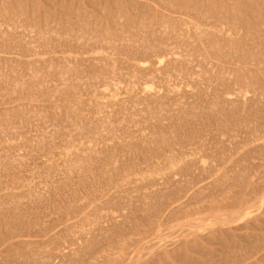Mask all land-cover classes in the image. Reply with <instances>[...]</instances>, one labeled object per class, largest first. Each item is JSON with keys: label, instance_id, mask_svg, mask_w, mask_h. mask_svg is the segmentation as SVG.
Instances as JSON below:
<instances>
[{"label": "rangeland", "instance_id": "rangeland-1", "mask_svg": "<svg viewBox=\"0 0 264 264\" xmlns=\"http://www.w3.org/2000/svg\"><path fill=\"white\" fill-rule=\"evenodd\" d=\"M14 1V0H13ZM13 1L12 0H6L5 2H4V0H1V2H4V3H6V4H4V5H6L7 6V8L9 7L11 10H12V12H11V10H7V12H6V15L7 14H10V15H8V16H4V11H6L5 10V8H6V6H5V8H4V5H1L2 3L0 2V24H3L5 27L6 26H8V27H6V28H4L3 27V25L0 27V28H3V30H2V33L0 32V46L2 45L3 46V49H2V46L0 47L1 48V50L2 51H0V202L2 203V204H0V218H2L3 216H5L6 215V210H7V208L8 207H11L12 206V204L13 203H11V202H14V201H9V203H7L8 202V200H10L11 198L12 199H14L15 200V202H16V200H17V202L16 203H19V211L22 213V215L24 216V223H22V225L20 224V225H18V223H16V224H14V227L15 228H19V227H21L20 228V230L21 229H26L27 230V232H30V233H33V231L36 229L35 227H38V226H40L41 227V224L40 223H42L43 222V224H42V228H44V227H47V226H49V225H51V223H56V222H54V221H58V220H60L61 218L60 217H62V219H63V217H66L67 215H71L72 216V219L71 220H69L66 224H68V228L67 229H69V230H66L65 229V235H64V232H62L63 233V236H61L62 235V233H60L61 235L59 236V235H56L57 237H55L54 238V240L52 241V242H54V243H56V240H57V243L56 244H54L53 245V243L51 242V241H49L48 242V244H47V239L49 240V238H46V237H35V236H24V237H21V238H19L21 241H27V242H34L30 247H31V250L27 247V246H25L24 248H22V251L19 253V255L20 256H18L17 255V253H15V255H14V258L15 259H17V260H15L14 258H13V256L11 255V257H9V258H11L10 260H9V258L8 259H6V258H3V260H2V258H1V260H0V264H33L34 262H37V261H34V259H33V257H34V255H35V252H36V255H35V260H38V262H40L39 261V259H41L42 260V258H39V257H42V256H40L38 253L40 252H42L43 251V253H41V255H44L45 256V258L43 259V260H45L46 259V256L48 255V253H54V252H56V248L59 246V245H61V244H58V243H63L64 241L66 242V245H68V243H69V245L70 244H72V242L70 243V240L69 239H71V241L73 240V238H74V241H73V243H77V244H75L74 246H73V244H72V246L71 247H78L79 248V250H80V247H81V244H82V247H81V252L78 250V255H80L79 257L77 256V255H75V250H72L73 252H74V255H68V257L66 258L65 257V259L64 260H61V261H58V262H56V260L55 261H52L51 263L52 264H82V262H83V264H84V262H85V264H87L86 263V261H83L84 260V258L87 260L88 258H90V257H92L93 258V256L92 255H90L91 253L94 255V256H96V258L94 257V259H96V260H94V259H92V258H90L91 259V261L93 262V263H95L97 260L99 261V260H101V261H99V264H103L104 262H103V260H105L107 257V254L105 255V253H108V251L106 250V249H104V248H101V247H105L104 245H105V242L107 241V246H110V243H111V241L113 240V239H111L112 237L113 238H115V240L116 241H119V240H121L120 241V243L122 242V240H124L125 242H122L125 246H126V244L127 243H130V241L131 240H134L133 238H137V240H140L138 243L136 242V245L134 244L135 242L134 241H131V243L132 242H134V243H132V246L133 245H135V246H131L132 247V249H127L128 250V256H133V259L130 261V260H126L124 263H120V264H131L133 261H135V262H133L132 264H144V258H148L149 257V255H151V254H153L154 253V255H157L160 251L159 250H161V248H162V246H163V249L161 250L162 252H163V250H164V253L166 254V256H163V254L164 253H159V255H157V256H155V258H154V256H153V259H155V260H153V262H154V264H183V263H181V262H178V261H175L174 260V258H172L171 257V259H169V257L167 256V255H170V256H172L171 254H169V252L167 251V249H166V247L168 246V244L170 243V244H172L173 242H175V244H176V242L177 241H186L185 243H183L184 244V247H183V244L182 245H179L178 243H181V242H177V244L179 245V251L180 250H182V248H183V250L182 251H186L192 258H194L195 260H197V261H200V263L201 262H204V261H206V260H208V259H210V257H212V259L213 258H215V256L217 255V257L215 258L216 260H214L212 263H210V264H223V262H224V264H233L234 263V260L236 259L237 261H238V258L239 259H241V257L242 258H245V259H248V258H252V257H256V256H258V254H260V251H261V253L263 252V250H264V247L263 248H259L258 246H255V248L253 247H251V249H252V251L250 252V250H249V248H248V245L250 244V243H248V242H246V241H244V240H242V241H240L239 240V236H244V235H251V233H254V232H257L256 230L254 231L252 228H251V226L253 225V224H261V222H262V225H263V223H264V221H263V210H264V205H263V207H258V211L256 210L255 212H254V215H256V217L257 218H259V219H254V220H252L251 222L250 221H245V220H242V221H240V222H235L234 224H230V225H225V227H224V225H223V227L224 228H228V227H231L232 229H235L236 230V228H237V230L234 232V230H232L231 231V233H232V235L233 236H236L235 237V239H233V241L232 240H225V239H223V236H221V237H219V236H214V235H210V236H206L205 237V239L203 240V238L202 237H199V239L200 238H202L201 240H199L198 238L196 239V238H192L191 236V238L189 237V239L188 238H186V239H183V238H179L178 239V237H176V234L177 233H179L180 231H181V229L182 228H189V223H191L196 217H199L198 216V212H197V209H198V207H194V209L192 210V211H184V213H180V216H177V217H174V219L172 218V219H170L169 220V222H167V223H163V224H152L151 226H149V221H148V219H150V218H152L153 216H155L157 213H158V208H160V207H164L165 205H167V202L169 201V200H171V199H176V195H178V197H180V195H181V192H182V194H184V193H186V191H187V182H188V180H189V178H188V176L190 177L191 175H188V173L189 172H185V173H183V175H180V177H179V175H178V173H177V169H178V171H179V169H181V168H183V165H182V167L180 168V166H181V164H179L180 166H176V164H175V166H174V164H173V167H172V165H170L169 164V166H171V167H169L167 164L168 163H165V165H161V170L159 171V172H153V169L155 168V166L157 167V165L158 164H160L161 162H162V159H155V158H150V156L151 155H153V154H151L152 152L154 153V149H155V151H156V149H157V151L159 150L158 149V146L160 145V140H161V137H162V141L161 142H163L160 146H159V148H160V150L162 149V147H166V146H173V145H171L172 143H173V140L175 139V141L176 142H174V143H176V144H174V146L175 147H179V146H177V145H179V142H180V139H182V138H186V137H188L189 135H191V137H190V139H192L191 140V142L192 143H195V145L196 146H194V147H197V145H198V147L197 148H195L196 149V152H197V150H198V152H200V153H198L197 152V156L198 157H200L199 156V154H201V152H203L202 150H204V152L207 150L206 148H208V153H211L212 152V150L211 149H209V147L211 148H214L213 149V151L215 150L216 151V147H217V152H212V153H214L218 158H219V161L217 160V162H218V164H217V162H216V164H215V160H214V162H211V158H212V160H213V158L215 157L216 159H217V157L215 156V155H213V154H210V156L211 155H213V156H211V158H209L210 156H209V154H208V158L210 159V160H207L206 158V154L207 153H202L203 155H201V156H204L205 155V157L203 158V157H200V163L199 164H202V165H200V167H202V168H205L207 171H208V169L209 168H211V166H213V174H214V176H216L215 174H219V175H221L222 173H224V172H226V170L225 169H227V167L229 168V170H227V172L226 173H228V171H229V173L231 172V173H237L238 172V169H239V173L241 172V173H245L246 172V174H248L247 176H249V175H251L252 177H256L257 175V172H258V170H259V164H260V162H262V166L264 167V161L262 160V159H264V158H261V155H264V151L263 150H261V149H263V148H259V146H261V144H262V142L261 141H263L264 140V105H262L261 103H264V98H263V96H262V94H264V88H262L263 86L262 85H264V83L263 84H261V85H254V84H249V80L250 81H253V79H255L257 76L255 75V73H257V75H258V78H262V79H264V74L261 72V70H260V67H259V65L260 66H263L264 65V60H263V58H264V51H263V56L261 57L262 59H260L261 61H262V63H261V61H260V63L262 64H259V63H255L254 65L253 64H251L250 65V62H248V61H246V60H244V57H246L245 55H244V57L243 58H238V56L239 57H242L243 55L242 54H235L234 56H233V58L236 56V55H238V56H236L234 59L235 60H233V62L231 63V62H229L228 60H229V57H230V59L232 58V56H229L227 53L229 52V51H231L232 49L231 48H234V47H237V48H240L241 47V49L244 47L245 48V46H246V48H250L251 46H249V44L251 45L252 43V48H253V45L256 43V42H260V40H263L264 41V34H262V37H260V35H261V33L259 34V32H258V37L257 38H255V40H252L253 39V32L254 31H256V29L258 28V29H260V28H262V30L264 29V22H261L258 26H257V22H255L254 21V19L256 20V14H254L252 11H251V9H250V6L248 5V0H239V2L240 3H237L238 2V0H233V2H231L232 0H190V1H192L191 2V4H190V1H186V0H174V1H171V0H167L168 1V3L170 4L171 3V5H170V7H168V9L170 8L171 10L173 9V8H171L173 5L176 7V5H177V10L178 9H180V10H176L175 11V13H173V11L174 10H172V12H170V11H168V9L167 8H165L166 7V4H167V6L169 5L168 3H165L163 0L162 1H160V4L162 3V5H160L159 4V1L158 2H156V0H134V2H133V0H127V2H129V3H131V5L129 4V3H127L126 2V0H121L122 1V4H123V1L126 3V5L125 4H120L121 2H119V1H117V0H35V1H31V0H25L24 1V3H23V0H22V2H20V0H18V5L19 4H21V6H22V10L23 11H25V12H23V11H21L23 14H25V15H21V14H19V13H21V12H19V13H17V10H21V9H18V8H20L21 6L19 5H16L17 4V2H15V3H13ZM59 1H61V3H59ZM87 1H92V2H87ZM104 1V2H103ZM116 1V3L118 2L119 3V5H122V7L124 8V10H125V8H126V10H128L127 12L128 13H124L125 11H123L122 9V7H121V9H120V7H118V6H116V3H114ZM181 3H180V2ZM185 1H186V3L188 4L187 6H186V3H185ZM227 1V2H226ZM252 1H254L255 2V0H252ZM263 2L264 0H260V2ZM8 2V3H7ZM34 2V3H33ZM56 2V3H55ZM62 2L64 3L63 5H61L62 4ZM69 2V3H68ZM106 2H107V6H106ZM108 2H110V4L108 3ZM135 2H137V4L135 5L134 3ZM173 2V3H172ZM176 2L178 3L179 2V4H182V2H183V4L182 5H179V4H176ZM29 5H28V4ZM48 3V4H47ZM98 3H100L99 5H97ZM117 3V4H118ZM140 5H139V4ZM153 3V4H152ZM175 3V4H174ZM185 3V4H184ZM31 4V5H30ZM42 4V5H41ZM79 4V5H78ZM109 4V5H108ZM133 4V5H132ZM145 4V5H144ZM148 6H151V7H148ZM157 4H159V6L157 5ZM234 4V5H233ZM17 7H16V6ZM28 7H27V6ZM77 5H78V7H77ZM90 5V6H89ZM115 7H114V6ZM128 5V6H127ZM153 5H155V7L153 6ZM184 5V6H183ZM248 5V6H247ZM24 6H26V7H24ZM33 7V9L34 8H36L37 9V7H38V9L36 10V12H34V10L32 9V10H30L29 8L30 7ZM42 6L45 8V10L42 8ZM66 6H67V8H66ZM104 6V7H103ZM106 6V7H105ZM113 6V7H112ZM126 6V7H125ZM130 6H133V7H130ZM138 6V7H137ZM173 6V7H174ZM181 6H182V8H181ZM191 7V8H189V7ZM199 6V7H198ZM221 6H223L224 7V9H223V11H222V8H221ZM234 6H235V8H234ZM61 7V8H60ZM108 7V8H107ZM140 7V8H139ZM146 7V8H145ZM154 7V8H153ZM159 7V8H158ZM162 7H164V8H162ZM174 7V8H175ZM189 9H191V11L190 10H188L187 11V9L188 8ZM2 8H4V9H2ZM43 9V11H40V9ZM47 8V9H46ZM100 8V9H99ZM101 8H103V9H101ZM119 9V11H116L117 9ZM142 8V9H141ZM147 8H149L150 10H151V13L152 14H155V16L154 15H151V14H149L148 13V11H146V9ZM152 8V9H151ZM186 8V10H184ZM192 8H193V10H192ZM202 8V9H201ZM26 9V10H25ZM29 9V11L27 12V10ZM41 9V10H42ZM67 9V10H66ZM70 11H69V10ZM106 10V12H105V10ZM111 11H110V10ZM114 9H116V10H114ZM145 9V10H144ZM155 9H157L156 10V12H154V10ZM165 9V10H164ZM183 9V10H182ZM198 10V11H200L201 10V14H199L198 13V11H197V13H195L196 11H194V10ZM207 9V10H206ZM4 10V11H3ZM49 10V11H48ZM62 10H64V11H62ZM102 10V11H101ZM108 10H109V15H108ZM120 10H121V13H120ZM10 11V12H9ZM14 11H15V13H14ZM68 11V13H66V12ZM84 11V12H83ZM112 11H116V13L115 12H112ZM145 11H146V14H145ZM158 11V12H157ZM162 11V13H160ZM165 11V12H164ZM180 11V12H179ZM183 11V12H182ZM34 13L33 14V18H34V20H36V18H38V17H40V18H38L36 21H35V23H34V20H31V19H33V18H31L32 17V13ZM49 12H51V13H49ZM78 12V13H77ZM91 13V15H90V13ZM101 12V13H100ZM102 12H104L103 13V15H102ZM136 12H137V18H135V15H136ZM150 12V11H149ZM167 12V14L170 16V17H167V14H165ZM177 12V13H176ZM188 14H187V13ZM193 12V13H192ZM206 12V13H205ZM210 12V13H209ZM221 12V13H220ZM228 12V13H227ZM241 14H240V13ZM4 13V14H3ZM73 14V15H68V14ZM114 13V14H113ZM118 13H120V15L122 16V18L121 19H123V21H124V23H125V28L123 29V30H119V29H116V28H114V23H112L113 21H111V19L109 18V17H112V19H114L115 18V16H116V18L114 19L115 20V22H117V14ZM124 13V14H123ZM144 13V14H143ZM156 13H159L160 14V16L158 15V14H156ZM163 13L166 15V18L168 19H166L165 18V15L162 17V15H163ZM183 13V14H182ZM192 14V15H190V14ZM217 13H219L220 14V16L221 17H223L222 19H223V21H221L220 19H219V21L217 20V18H221V17H218V14ZM46 14V15H45ZM50 14V15H49ZM106 14V15H105ZM116 14V15H115ZM123 14V15H122ZM127 14V15H126ZM131 14H135L134 15V18H133V15L131 16ZM148 14V15H147ZM172 14V15H171ZM186 14V15H185ZM199 14V15H198ZM208 14V16H206ZM222 14V15H221ZM223 14H225V15H223ZM14 15L16 18L15 19H13L14 18V16L12 17V16ZM18 15V16H17ZM21 15V16H20ZM35 15V16H34ZM43 15V16H42ZM57 15H59V16H57ZM99 15H101L100 17H99ZM126 15V17H124ZM144 15V16H143ZM149 15H151V16H149ZM157 15L159 16V17H157ZM237 15H239V16H237ZM249 15V16H248ZM23 16V17H22ZM24 16H26V17H24ZM42 16V17H41ZM47 16V17H46ZM54 16H55V18H54ZM105 16V17H104ZM108 16V17H107ZM129 16H131V17H129ZM142 16V17H141ZM211 18H210V17ZM216 16V17H215ZM225 16H226V18H225ZM251 16V17H250ZM10 18V19H6V18ZM64 17V18H63ZM67 17V18H66ZM74 17V18H73ZM84 17V18H83ZM104 17V18H103ZM114 17V18H113ZM139 17H141V20H139L140 18ZM174 18L175 20H173L174 21V24H173V22L171 21L172 20V18ZM191 17V18H190ZM235 17V18H234ZM238 17H240V18H242L241 20L238 18ZM31 18V19H30ZM60 18V19H59ZM79 18V19H78ZM99 18V19H98ZM163 18V19H162ZM179 18H182L183 20H186L185 21V23H184V21L182 20V22H181V19H179ZM207 18H209V19H207ZM228 18H231V20H229ZM2 19V20H1ZM68 20V22L66 21V20ZM83 19V20H82ZM104 19V20H103ZM126 19V20H125ZM131 19V20H130ZM134 19V20H133ZM137 19V20H136ZM162 19V21H165V23H161L162 21H160V20ZM164 19H166L168 22H166V20H164ZM169 19H171V20H169ZM177 19V20H176ZM179 19V20H178ZM205 19V20H204ZM235 19V20H234ZM237 19H239V21L237 20ZM8 20H10L9 22H8ZM11 20H15V22H13L12 21V23H10L11 22ZM45 20V21H44ZM87 20V21H86ZM143 20H145V21H143ZM151 20H154V22L156 23V26H158L157 28H159V27H164V29H167V26H168V29H167V32L168 33H161V31H157V32H155V34L153 33V32H151V31H153L154 29H153V27H155L156 28V26H154L155 25V23L153 22L152 23V21ZM211 20V21H210ZM225 20H226V23H225ZM47 21V22H46ZM123 21H121V23L122 24H124L123 23ZM132 23V24H129L130 22ZM138 21H139V23H138ZM140 21L144 24V22L145 23H147L148 25L146 26V24H144L145 25V28H146V30H147V32L145 31V33L143 32V28L141 29L140 28V30L138 31V33H137V30L138 29H136V28H134L133 26H136V24H137V26H144L143 24H141L140 23ZM160 23H159V22ZM187 21H189V23L187 22ZM202 21V22H201ZM209 21V22H208ZM213 21H215V22H213ZM228 21H230V22H228ZM236 21V22H235ZM246 21V22H245ZM249 21V22H248ZM8 22V23H7ZM19 22V23H18ZM54 22V23H53ZM65 22H66V24H65ZM80 22V23H79ZM84 22V24H82ZM89 24H88V23ZM106 24H105V23ZM109 24H108V23ZM137 22V23H136ZM176 22H178V23H176ZM191 22V23H190ZM197 22V23H196ZM204 22V23H203ZM206 22V23H205ZM215 24H213V23ZM228 22V23H227ZM232 22V23H231ZM5 23H6V25H5ZM11 24V25H7V24ZM19 26H17L16 24ZM53 23V24H52ZM59 23H61V24H59ZM86 23V24H85ZM95 23V24H94ZM119 23V22H118ZM152 24V30H150V25ZM167 23L169 24V25H167ZM184 23V24H183ZM202 23V25H199V24H201ZM212 23V25H214V28H213V26L212 25H210ZM218 24V27L220 28H218L216 25ZM220 23V24H219ZM222 23H224V25L222 24ZM238 23V24H237ZM245 23H247V24H245ZM256 23V24H255ZM13 24H15V25H13ZM25 24V25H24ZM33 24V25H32ZM60 25V26H58V25ZM69 24V26H67ZM105 25V27L107 28V29H105L104 28V25ZM112 24V25H111ZM128 24V25H127ZM135 24V25H134ZM141 24V25H140ZM154 24V25H153ZM162 24H164V25H166V28H165V26L163 25L162 26ZM183 24V25H182ZM185 24H186V26H185ZM190 24H192V26H190ZM227 26H226V25ZM228 24H232L231 26H232V28H236L235 26H239L240 28H236V30H237V34H236V32H233L232 33V28L230 29L229 28V26H228ZM27 25H29V26H27ZM38 25V26H37ZM46 25V26H45ZM54 25V26H53ZM71 25H73V27L71 26ZM84 25H86V26H84ZM99 25H101L100 27H99ZM115 25H117L116 23H115ZM130 25V26H129ZM131 25H132V27L133 28H131V36H132V30H134L135 29V31H133L134 33H133V36H132V38L133 39H135V38H137V45H135V46H131L130 45V47H128V49L129 50H127V53L129 52V51H131V50H136L137 49V47H139L137 50H139L140 49V47L141 46H139V44H140V42H141V40L144 38H142V37H140V36H142L143 34H144V36L146 37V35L147 36H149L148 38L146 37V38H144L143 39V41L141 42V43H143V42H145L146 40H149L151 43H152V40H154L153 42V45L154 46H156L158 49H160V46L159 45H161V48L162 49H167V50H169V49H171V47H172V49H173V51L175 50V52L174 53H172L173 55H170V58L172 59V60H174L171 64H170V69L169 70H175L176 72H174V71H172V76H169L170 77V79L168 78V74H167V72L165 73V69L167 68V61L166 62H164L165 64H163L162 65V70L161 71H158V74H157V78L156 79H150V80H148L147 81V83H146V89L147 90H145V86L144 87H142V89H140L141 87H137L138 88V90H137V88L135 87V89L134 90H132V88H131V86H132V82L130 81V85H129V80H128V78L129 79H131L132 80V78H134V76H133V74H134V68L132 67V65H134V64H138V65H140L141 67H143L144 65H146V64H142V63H140V62H138V61H134L133 59L131 60V59H129V58H127V57H125L124 58V55H122L123 53H125V49L127 48V46H125V48H123V47H120L121 45V43L123 42V40H121L120 38H121V33H120V31H123L122 33H127L128 31H130V29H129V27H131ZM222 25V26H221ZM235 25V26H234ZM248 25V26H247ZM9 26H11L10 28H9ZM16 26V27H15ZM37 26V27H36ZM85 27L84 29H83V27ZM112 26H113V29H115V30H117V31H115L114 30V33H113V29H112ZM129 26V27H128ZM184 26V27H183ZM195 26V27H194ZM208 26V27H207ZM215 26L217 27V31H219L218 33H221L220 35H218L217 34V31H216V28H215ZM226 26V28H224ZM234 26V27H233ZM247 26V27H246ZM13 27H15V29L13 28ZM26 27H28L27 29H26ZM46 27H48V28H54V29H58L57 31H56V33H58V34H56L55 33V31H46ZM71 28V32H69L70 30V28ZM94 27V28H93ZM127 27H128V29H127ZM147 27H148V29H147ZM170 27V28H169ZM186 27H188L189 28V30H188V28L186 29ZM201 27H202V29H201ZM221 27L223 28V29H225V32H229L230 34L229 35H226V33L224 32V35H226V36H224L223 35V33L222 32H220L221 31ZM244 27V28H243ZM9 28V29H8ZM11 28H13V29H11ZM41 28V29H40ZM45 28V29H44ZM89 29V28H91V29H89V30H87V29ZM93 28V29H92ZM105 30H104V29ZM109 28V29H108ZM176 29L175 30V32H174V29ZM180 28V29H179ZM200 28V29H199ZM227 28H229L228 30H226ZM246 28H248V29H246ZM7 29V32L5 33V30ZM24 29V30H23ZM41 31H40V30ZM76 29V30H75ZM126 29L128 30L127 32H126ZM185 29V31H182V30H184ZM205 29H212L211 31L213 32V35H215L214 33H216V35L215 36H212V32L211 31H209L210 33H204V32H202V30H205ZM222 29V30H223ZM238 29H240V31H238ZM245 29V30H244ZM0 30V31H1ZM69 30V31H68ZM87 31L88 32V34H86L87 32H85V31ZM91 30V31H90ZM98 32H97V31ZM119 30V31H118ZM160 30H163V28H160ZM191 30V31H190ZM235 29H233V31H236ZM247 30H248V32H247ZM17 31H18V33H17ZM22 31V32H21ZM24 31V32H23ZM43 31V32H42ZM107 32L108 31V33H109V35L107 34V33H105V32ZM110 31V32H109ZM112 31V32H111ZM148 31H150V32H148ZM249 31H251V33L249 32ZM91 32V33H90ZM93 32V33H92ZM100 32V33H99ZM177 32H179V33H177ZM190 34H189V33ZM243 32V33H242ZM4 33V34H3ZM14 33V34H13ZM20 33V34H19ZM30 35H29V34ZM32 33V34H31ZM45 33V34H44ZM76 33H78V34H76ZM81 33V34H80ZM98 33V34H97ZM105 33V34H104ZM117 34V37L119 38L117 41L115 40H113V41H111V39L109 38V37H111L110 35H112V34ZM149 33V34H148ZM171 33H174V34H171ZM200 33H201V35H200ZM240 33H242V34H240V35H243L244 34V36L245 37H247L248 39H244V38H242V36H241V38H239L240 37V35L239 34ZM256 33V32H255ZM37 34V35H36ZM41 34V35H40ZM47 34V35H46ZM94 34V35H93ZM150 34H152V35H155L154 37L152 36V35H150ZM165 34H166V36H165ZM168 34H169V36H168ZM176 34V35H175ZM182 34H184V36L182 35ZM187 34H189L188 36H187ZM193 34V35H192ZM202 34L204 35V36H206V38L208 39V38H212L211 39V41L212 42H214L215 40V38H216V41H215V44L213 43V44H211L210 42L211 41H209L208 42V40L204 37V36H202ZM206 34V35H205ZM210 34V35H209ZM234 34V35H233ZM257 34V33H256ZM65 35H67V37L65 36ZM77 35L79 36V37H81V38H79V37H77ZM83 37H82V36ZM89 35V36H88ZM97 35H101V36H97ZM108 35V36H107ZM121 35V36H120ZM125 35V34H124ZM129 35H130V33H129ZM173 37H172V36ZM182 35V36H181ZM198 35V36H197ZM222 35V36H221ZM235 35H239V36H235ZM247 35V36H246ZM7 36V37H6ZM36 36V37H35ZM37 36H39V37H37ZM65 36V37H64ZM130 36V37H131ZM156 36H158V38L156 37ZM162 36V37H161ZM199 36H201V37H199ZM209 36V37H208ZM223 36H224V38H223ZM235 36V37H234ZM243 36V37H244ZM249 36H251L252 37V39H251V37H249ZM5 37V38H4ZM41 37V38H40ZM56 37V38H55ZM85 37V38H84ZM95 37L97 38V39H95ZM99 37V38H98ZM104 37H106V38H104ZM130 37L129 38H127V39H129L130 40ZM151 37V38H150ZM152 37H153V39H152ZM156 37V38H155ZM182 37L184 38V39H182ZM215 37V38H214ZM219 37H221L220 39H219ZM228 37V38H227ZM229 37L231 38V40H233V37L234 38H236V40L238 39L239 40V43H238V40H237V43L234 45V44H232V45H226V47L224 46V48L222 47L223 46V43H225V38H226V41L229 39ZM30 38V39H29ZM37 38V39H36ZM62 38V39H61ZM78 38V39H77ZM84 38V39H83ZM89 38V39H88ZM102 38V39H101ZM131 38V39H132ZM155 38V39H154ZM170 40H169V39ZM250 38V39H249ZM12 39H14V40H12ZM25 39V40H24ZM99 39H101V40H99ZM151 39V40H150ZM156 39H157V43H156ZM160 41H159V40ZM173 39H175V42H176V40H177V42H176V45H175V42H174V40ZM218 39H219V41H218ZM222 39H224V40H222ZM242 39H244V42L243 41H241ZM258 39V40H257ZM77 40V41H76ZM79 40H81V41H79ZM97 40H98V42H100L99 44H100V46H98V42H97ZM110 40V41H109ZM136 40V39H135ZM166 40H168V41H166ZM180 40H181V42H180ZM210 40V39H209ZM247 40V41H246ZM26 43H25V42ZM28 41V42H27ZM122 41V42H121ZM128 41V40H127ZM149 41H146L145 43V47H148V46H146V45H148L150 42ZM170 41L174 44H172V43H170ZM201 41V42H200ZM205 41V42H204ZM224 41V42H223ZM248 41H249V44H248ZM252 41V42H251ZM94 42V47H95V45H97V48L95 49V52H92V53H94L93 55L92 54H88V53H90V51H86V50H89V48L90 47H92L93 45H92V43ZM108 42V43H107ZM114 42V43H113ZM121 42V43H120ZM126 42V41H125ZM158 42H160L159 43V45H158ZM169 44V46H167V48H166V46L165 45H162V44ZM221 42V43H220ZM243 42V44L245 45H243V44H241ZM2 43V44H1ZM28 43V44H27ZM91 43V44H90ZM111 43H113V44H117V47H116V49L115 50H112L111 48H110V45H112ZM139 43V44H138ZM155 43H156V45H155ZM179 45H178V44ZM192 43V44H191ZM204 43V44H203ZM206 43V44H205ZM210 43V44H209ZM6 44V45H5ZM110 44V45H109ZM144 44V43H143ZM143 44H140V45H142L143 46ZM202 44V45H201ZM217 44V45H216ZM222 44V45H221ZM26 45V46H25ZM80 45V46H79ZM81 45H83V46H81ZM88 45H90V46H88ZM101 45L103 46H105L106 45V47H101ZM109 45V46H108ZM120 45V46H119ZM182 45H183V47H182ZM196 45V46H195ZM206 45V46H205ZM208 45H212L211 47L216 51V52H218V53H216L214 50L212 51L211 49H210V47L208 46ZM30 46V47H29ZM129 46V45H128ZM149 46H152V45H150L149 44ZM159 46V47H158ZM164 48H163V47ZM175 46V47H174ZM214 46V47H213ZM217 48H216V47ZM229 46V47H228ZM233 46V47H232ZM243 46V47H242ZM255 46L257 47L258 46V44L256 43L255 45H254V48H255ZM14 47V48H13ZM24 47V48H23ZM70 47V48H69ZM75 49H73V48ZM82 47V48H81ZM83 47H84V49H83ZM88 47V48H87ZM93 47V48H94ZM120 47V49L122 48V51H124L123 53L122 52H120V49H118ZM155 47V48H156ZM209 47V48H208ZM220 47H221V49H220ZM66 48V49H65ZM78 48H79V51L77 52V50H78ZM87 48V49H86ZM106 49V50H104V51H107V53L106 52H104L103 51V49ZM144 47H141V49L140 50H145V49H147V48H144ZM169 48V49H168ZM5 49H7V50H5ZM9 49V50H8ZM68 49V50H67ZM71 49V50H70ZM86 49V50H85ZM188 49V50H187ZM222 50V49H226V50H224V52H222V51H220V50ZM3 50L4 51H6V52H3ZM74 52H73V51ZM139 50V52H141ZM211 50V51H210ZM263 50H264V46H263ZM9 51V52H8ZM85 51H86V53H85ZM116 51V52H115ZM118 51V52H117ZM226 51V52H225ZM228 51V52H227ZM77 52V53H76ZM104 54H103V53ZM84 53V54H83ZM108 53H111V54H108ZM115 53H117V54H115ZM200 53V54H199ZM225 53V54H224ZM87 54V55H86ZM99 54V55H98ZM174 54H175V56H174ZM206 54V55H205ZM96 55V56H95ZM106 55V56H105ZM141 55L142 56V54L140 53V54H137V57H139V56ZM205 55V56H204ZM227 55V56H226ZM233 55V54H232ZM53 56V57H52ZM93 56V57H92ZM109 56V57H108ZM139 57V58H142V57ZM229 56V57H228ZM75 57H76V60H75ZM116 57V58H115ZM205 57H207V58H205ZM214 57V58H213ZM216 57H219L217 60H215L216 59ZM223 57H224V59L226 60V62H225V60L223 59ZM247 57H251L250 55H247ZM101 58V59H100ZM113 58V59H112ZM194 58V59H193ZM212 58V59H211ZM228 58V59H227ZM236 58H238V59H243V60H241V62H242V64H241V62L239 61V60H236ZM96 59V60H95ZM100 59V60H99ZM123 59V60H122ZM206 59H207V61H206ZM209 59V60H208ZM101 62L102 60V63H100L99 61ZM113 60H114V62H113ZM117 60V61H116ZM129 60H131V61H129ZM213 60V61H212ZM96 61V62H95ZM105 61V62H104ZM109 62V63H107V62ZM134 61V62H133ZM202 61H204V63H202ZM210 61H212L214 64H217V63H215V62H218V64H217V69L215 70V68H213L212 69V67H211V62ZM98 62V63H97ZM183 62H184V64H183ZM192 62V63H191ZM205 62H207V64L208 65H206V63ZM234 62H238L237 64H235ZM239 62H240V64H239ZM244 62H246L245 63V65H243V63ZM38 63H40L39 65H38ZM46 63V64H45ZM115 63V64H114ZM198 64V66H197V64ZM106 64V66L108 65V68L106 67V66H104V65ZM113 64V65H112ZM200 64V65H199ZM209 68V70L207 69V68H205L204 69V66L205 65ZM239 64V65H238ZM111 65H112V67H111ZM116 65V67H114ZM182 65V66H181ZM187 65H190V67L189 66H187ZM204 65V66H203ZM213 65V64H212ZM224 65H225V67H226V65H229L228 67H224ZM235 66V67H233V66ZM256 65V66H255ZM148 66V65H147ZM200 66H202V67H200ZM205 66V67H206ZM219 66H220V68H219ZM223 66V67H222ZM231 66H232V68H231ZM239 66L242 68V70H240L239 69ZM244 66V67H243ZM246 66H248V68H249V70L247 71V69L248 68H245ZM250 66H253V67H250ZM58 67V68H57ZM105 67V68H104ZM146 67V66H145ZM189 69H188V68ZM199 67V68H198ZM211 67V68H210ZM222 67V68H221ZM95 68V69H94ZM112 68V69H111ZM113 68H115V70H116V72H115V70H113ZM202 68V69H201ZM230 68L232 69V71H233V74L234 75H232V77H231V75H230V77L228 76V72H229V70H230ZM235 68L237 69L238 68V70H235ZM243 68H245L246 70H244ZM254 68H256V69H254ZM130 69V70H129ZM183 69H185L186 70V73H187V75H185L184 74V70ZM191 69V70H190ZM204 69V70H203ZM220 69H221V71H220ZM222 69H223V71H222ZM55 71L54 72V74H53V71ZM72 70V71H71ZM81 72H80V71ZM95 70H96V72H95ZM126 70V71H125ZM139 70V69H138ZM200 70V71H199ZM202 70H203V72H202ZM224 70H228V72L226 73V71L224 72ZM256 70V71H255ZM258 70V71H257ZM260 70V71H259ZM50 71H52V72H50ZM68 71V72H67ZM70 71V72H69ZM98 71V72H97ZM105 71H106V73L107 74H105ZM114 71V72H113ZM118 71V72H117ZM182 71V72H181ZM207 71H209L210 73H212L211 75H214V78H215V76H216V78L214 79L215 81L214 82H212L211 83V81H210V84H209V81H208V78L206 77V76H208L210 73L208 72V75L206 74V72ZM212 71H214L215 73H213ZM217 71V72H216ZM234 71L236 72V74L234 73ZM242 71V73H240ZM247 73H249L248 75L247 74H245L246 72ZM255 71V72H254ZM13 72V73H12ZM61 72V74H64V76L62 75V77L61 76H58L59 75V73ZM78 72V73H77ZM88 72V73H87ZM95 72V73H94ZM100 72V73H99ZM178 72V73H177ZM237 72H239L240 74H237ZM35 75H34V74ZM37 73V74H36ZM67 73V74H66ZM76 73H77V75H76ZM119 73V75L120 76H118L117 74ZM183 73V74H182ZM201 73H204V74H206V75H204V74H202L201 75ZM223 73V74H222ZM226 73V74H225ZM251 73H254V74H251ZM56 74V75H55ZM67 76H66V75ZM74 75V77H73V75ZM101 74V75H100ZM109 74V75H108ZM125 74H126V77H124L125 76ZM128 74V75H127ZM217 74H218V76H217ZM72 75V76H71ZM79 75V76H78ZM80 75H81V77H80ZM88 77H87V76ZM100 75V76H99ZM118 77H117V76ZM208 76L210 79L209 80H211V77L212 76ZM220 75H224L223 76V78L222 77H220ZM241 75H243V77H241ZM254 75V76H253ZM260 75V76H259ZM8 76V77H7ZM14 76V77H13ZM41 76V77H40ZM99 76V77H98ZM133 76V77H132ZM228 78H231V79H229L228 78V80L226 81L225 80V78L226 77ZM233 76H235L236 78H238L237 79V81H236V83H234L235 82V80H236V78L235 77H233ZM239 76V77H238ZM2 77V78H1ZM32 77V78H31ZM36 77V78H35ZM60 77V78H59ZM90 77V78H89ZM97 77V78H96ZM103 77V78H102ZM111 77V78H110ZM128 77V78H127ZM131 77V78H130ZM200 77V78H199ZM207 79H206V78ZM218 77V78H217ZM29 78H31V79H29ZM35 78V79H34ZM66 78H67V81H66ZM75 78V79H74ZM83 78V79H82ZM109 78V79H108ZM165 78V79H164ZM203 78H205L204 80H203ZM226 78V79H227ZM233 78L235 79V80H233ZM240 78V79H239ZM253 78V79H252ZM20 79V80H19ZM27 79V80H26ZM56 79V80H55ZM61 81H60V80ZM74 79V80H73ZM91 79V80H90ZM94 79H95V81H94ZM106 79V80H105ZM135 79V78H134ZM212 79H213V77H212ZM216 79H218L217 81H219V83H220V80L219 79H224V82L226 81V82H228V83H226L225 82V84H223L222 83V85H225V88L227 89V86H228V89H230V90H227V93L226 92H224V91H226V89L224 88V90H223V87H222V85H221V83L219 84H217L216 82ZM39 80V81H38ZM55 80V81H54ZM102 80V81H101ZM161 80V81H160ZM165 80V81H164ZM207 80V82H206V84H205V81ZM233 82H232V81ZM248 80V81H247ZM18 81V82H17ZM27 81H28V83H27ZM42 81H43V83L44 84H42ZM45 81H47V82H45ZM85 81V82H84ZM90 81H92V82H90ZM246 81L248 82V84L250 85H248V84H246ZM17 82V83H16ZM23 82V83H22ZM39 82V83H38ZM62 82V83H61ZM67 82V83H66ZM71 82V83H70ZM83 82V83H82ZM95 82H97V83H95ZM152 82H154V84L152 83ZM158 82H160L159 84H160V86H159V84H158ZM165 82V83H164ZM222 82H223V80H222ZM240 82V83H239ZM33 83V84H32ZM94 83V84H93ZM108 83V84H107ZM152 83V84H151ZM157 83V84H156ZM231 83V87L228 85V84H230ZM239 85H238V84ZM39 84V85H38ZM42 84V85H41ZM47 84H49V85H47ZM53 84V87L51 86ZM55 84V85H54ZM64 84V85H63ZM71 84H73V85H71ZM91 84V85H90ZM97 84H99V85H97ZM102 84H104V85H102ZM148 84V85H147ZM164 84V85H163ZM235 84V85H234ZM241 84V85H240ZM245 84L246 85H248L247 86V88L248 87H250L251 89H250V93L249 92H244V95L245 96H247L248 98H253V101L255 102L256 101V98H255V95L257 94V90H258V93L259 92H262V94L260 93V94H257L258 96H257V100H258V97H259V95H261L260 97H259V100H261L260 102L261 103H259L258 101H256L255 103H254V106H255V104H257V103H259L258 105H259V109L256 107H253V109L254 110H252V112L250 111V108H252V105H253V102L252 103H249L250 105H247V106H245L244 107V101H242V105L240 104H238L239 103V101L237 102V104L236 105H238L237 106V108H239L240 107V109H238L237 110V108L236 109H234L233 110V112L235 111V116H234V114L232 115L231 113H229V115L227 114H225V111H226V109H227V106L229 107H231V105H229V104H227L226 105V108H225V105H224V102L223 101H225L226 102V100H231L232 99V97H234L235 98V94H234V91L236 92V90L237 89H242L243 87L245 88ZM22 85V86H21ZM66 85H68L67 86V88L66 87H63V86H66ZM102 85V86H101ZM155 85V86H154ZM214 85V87H212V86ZM215 85L217 86H219V87H215ZM221 85V86H220ZM235 86V88L236 89H233L232 88V86ZM238 87H237V86ZM254 85V86H253ZM6 86V87H5ZM17 88H16V87ZM52 88H51V87ZM56 86H58V87H56ZM61 86V88H59ZM72 86V87H71ZM94 86V87H93ZM110 86V87H109ZM158 86V87H157ZM243 86V87H242ZM22 87V88H21ZM41 87V88H40ZM45 87V88H44ZM54 87H56V89L54 88ZM70 89H69V88ZM80 87V88H79ZM100 87V88H99ZM121 87V88H120ZM124 87V88H123ZM148 87V88H147ZM163 87V89H161ZM230 87V88H229ZM241 87V88H240ZM252 87H254V88H252ZM256 87V88H255ZM262 90V91H260V89ZM20 88V89H19ZM36 88V89H35ZM61 89V92H60V90L59 89ZM62 88H63V90H62ZM76 88V89H75ZM91 88V89H90ZM111 88V89H110ZM123 88V89H122ZM129 88V89H128ZM214 89L213 91H212V89ZM219 89V91L221 92L222 90V92L220 93V92H217L218 90H216V89ZM221 88H222V90H221ZM15 89H19V90H16V92H15ZM23 89V90H22ZM34 89V90H33ZM46 89H48L47 90V92H46ZM53 89H54V91H53ZM66 89V90H65ZM73 89V90H72ZM122 89V90H121ZM143 89H144V92H143ZM160 89H161V91H160ZM201 89V90H200ZM255 89H257V90H255ZM14 92H13V91ZM49 90H50V92H51V96L53 95V94H55L57 91H59V93L57 92V96L58 95H60V96H62V95H64L63 97H61V99L59 100V98L60 97H58V98H55V97H57L56 96V94L54 95V99H52V101L50 100L52 97L50 96L49 97V94H50V92H49ZM68 90H69V93H67L68 92ZM90 90V91H89ZM113 90V91H112ZM121 90V91H120ZM148 90H150V91H148ZM162 90H165L163 93H161L162 92ZM169 90V91H168ZM232 90V91H231ZM244 90V89H243ZM56 91V92H55ZM75 91H76V93H75ZM172 91V92H171ZM188 91V92H187ZM230 91H231V93L232 94H234V96H232V95H230L231 93H230ZM253 91H254V93H256L255 95L253 94ZM11 94H10V93ZM25 92V93H24ZM74 92V93H73ZM85 92V93H84ZM147 92H149V93H152V94H154L155 92H159L160 94H163L162 96L163 97H161V98H157V99H155V98H151V99H145L146 98V96H147ZM192 92V93H191ZM215 92V93H214ZM14 93V94H13ZM19 93V94H18ZM42 93V95H44V101H43V97H40L39 96V94H41ZM66 95H65V94ZM166 93V94H165ZM217 93H219L218 94V96H217ZM225 95H224V94ZM252 93V94H251ZM25 94H26V96H25ZM34 94V95H33ZM62 94V95H61ZM76 94H77V96H76ZM136 94V95H135ZM165 94V95H164ZM191 94V97L189 96V95ZM199 94V96L201 97V99H199V101H198V97L199 96H197ZM202 94V95H201ZM209 94V95H208ZM217 96V97H223V98H221V99H219V100H221V101H215V103H217V102H219L218 104L220 105L221 103H223V108H222V106L220 105V108H221V111H223V113L222 114H224V115H222L220 112V108L219 107H217V105H216V107H214L215 105H214V101L213 100H217V97H215V95ZM221 94V95H220ZM13 96V97H11V96ZM29 95V96H28ZM30 95H31V98H33V100L30 98ZM32 95L33 96H35V99H34V97H32ZM197 96V97H195V96ZM208 97H210V98H207L206 99V97L207 96ZM223 95V96H222ZM16 96H18V97H16ZM28 96V97H27ZM46 96H48L47 97V99H46ZM213 98H212V97ZM226 96H232V97H230V99H228V97H226ZM1 97H3V98H1ZM6 97V98H5ZM7 97H8V99H7ZM15 97V98H14ZM21 97V98H20ZM38 97H39V101H38ZM178 97V98H177ZM9 98H11L10 99V101H8L7 102V100H9ZM17 98V99H16ZM21 99V101H19L20 99ZM24 98V99H23ZM30 98V99H29ZM49 98V99H48ZM82 100V102H81V100ZM164 98V99H163ZM165 98L167 99V103L165 102ZM169 98H170V101H169ZM175 98H177V99H175ZM197 98V99H196ZM233 98V99H234ZM26 99V100H25ZM41 99V100H40ZM58 99V100H57ZM173 101H172V100ZM232 99V100H233ZM4 100V101H3ZM15 100V101H14ZM47 100H48V102H47ZM200 100H203L202 102H200ZM205 100V101H204ZM208 100H212L213 101V105H212V103H208L207 104V102H208ZM223 100V101H222ZM69 101H70V103H69ZM89 101H90V103H89ZM96 101H97V103H96ZM147 103H146V102ZM175 101V102H174ZM179 101V102H178ZM212 101H209V102H212ZM6 102V103H5ZM172 102V103H171ZM206 102V103H205ZM221 102V103H220ZM9 103H11V104H9ZM21 103V104H20ZM47 103H48V105H47ZM82 105H81V104ZM135 103V104H134ZM150 103V104H149ZM155 103V104H154ZM196 103H198V104H196ZM59 104V105H58ZM79 104V105H78ZM150 105L151 107H152V109H151V107H147V105ZM159 104L161 105V106H159ZM164 104V105H163ZM165 104L167 105L168 104V107H167V111L165 110L166 108H165ZM174 104V105H173ZM176 104H180L179 106L178 105H176ZM200 104V105H199ZM204 104H206V105H208L209 106V109L207 108V107H205V105ZM226 104V103H225ZM16 105V106H15ZM30 105V106H29ZM75 105H77V106H75ZM135 105V106H134ZM141 105V106H140ZM172 105V106H171ZM176 105V106H175ZM198 105V106H197ZM202 105V106H201ZM12 106V107H11ZM93 106V107H92ZM154 106H156V107H154ZM169 106L171 107V109L169 108ZM182 106H183V108H182ZM192 106V107H191ZM251 106V107H250ZM260 106L262 107V112H261V109H260ZM14 107V108H13ZM75 107V108H74ZM159 107H160V109H159ZM165 108V109H163V108ZM172 107H173V111L176 109V113H174V112H172ZM176 107V108H175ZM195 107H196V109H195ZM201 107H203L204 109H205V111H204V109H203V111H202V116H201V112H199V111H201ZM211 107V108H210ZM213 107H214V110H213ZM229 107V108H230ZM235 107V106H234ZM234 107H232V108H234ZM13 108V109H12ZM53 108L55 109L54 111H53ZM156 110H155V109ZM179 108V109H178ZM199 108V111L197 110ZM225 108V109H224ZM228 108V109H229ZM14 109L16 110V111H14ZM22 109V110H21ZM171 110L170 112H171V114H173V115H171L168 111L169 110ZM177 109H178V111H177ZM212 109V114H213V111H215L214 113L215 114H217V116L215 117L214 116V118H213V122H215L214 124H216V122H217V124H216V129H214L213 127H214V125H213V122L211 121H208L209 120V117L207 116V115H209L210 114V112L211 111H209V110H211ZM219 110V112L217 111V110ZM247 109H249L248 110V112H247ZM18 110V111H17ZM61 110V111H60ZM180 110H183V112H186L185 113V115L182 113V111H181V115H183L182 116V121L184 122V120H186L187 119V121H189L190 120V117H191V120L189 121V125L187 124V122H182L181 120H180V116H177V115H179V114H177V112H179ZM229 110H231V108L229 109ZM236 110H237V112H236ZM241 110V112H239ZM258 110H259V112L260 113H263V115L261 114V116H259L260 117V119L258 118H256V117H258V116H256V114H258ZM206 111H208V112H206ZM228 111V110H227ZM249 111H250V114L251 115H246L245 114V112H247V114L249 113ZM255 111V112H254ZM73 112V113H72ZM84 112V113H83ZM134 112V113H133ZM139 112V113H138ZM167 112H168V115H171V118L174 116H176L175 118H177V121L178 122H176L175 123V121H176V119L174 118V119H169L170 118V116H168L167 115ZM192 112V114H190ZM199 112V113H198ZM9 113V114H8ZM67 113V114H66ZM220 113V114H219ZM8 114V115H7ZM20 114V115H19ZM69 114V115H68ZM124 114H126V115H124ZM156 114V115H155ZM164 114V115H163ZM190 114V115H189ZM194 114H195V117H194ZM206 114V115H205ZM242 116H241V115ZM22 115V116H21ZM40 115V116H39ZM56 115H58V116H56ZM68 115V116H67ZM136 115V116H135ZM138 115H139V117H138ZM159 115V116H158ZM189 115V116H188ZM219 115H222V116H219ZM245 115V116H244ZM259 115V114H258ZM67 116V117H66ZM73 117V116H76V118L75 117H73V118H71V117ZM145 116H146V119H145ZM185 116V117H184ZM188 116V117H187ZM198 116V117H197ZM208 117V118H206V117ZM224 116H225V118H224ZM230 118V116H231V118L229 119L228 117ZM233 116L235 117V119H232L233 118ZM240 117V118H238V117ZM250 116H252V118H254L255 116V118L252 120V119H250L251 117ZM39 117V118H38ZM78 117V118H77ZM82 117V118H81ZM94 117V118H93ZM108 117H109V119H108ZM128 117V118H127ZM179 117V118H178ZM201 117V118H200ZM223 117V118H222ZM244 117V118H243ZM248 117V118H247ZM80 118H81V120H80ZM135 118V119H134ZM185 118V119H184ZM200 118V119H199ZM202 118H203V121H205V124H204V122L202 121ZM218 118V121L216 120ZM245 118L248 120V121H246V123L248 124H246V123H244L243 122V120L245 121ZM71 119H74V120H71ZM82 119H83V121H84V124H83V126H82ZM90 119H91V121H90ZM125 119H126V121H125ZM143 119V120H142ZM149 119H150V121H149ZM153 119V120H152ZM184 119V120H183ZM189 119V120H188ZM200 120V121H198V120ZM214 119H215V121H214ZM229 121H228V120ZM237 119H240V120H238L237 121ZM252 120V121H250V120ZM113 120H114V123H113ZM131 120H132V122H131ZM138 120V123L136 122ZM140 120H141V122H140ZM153 122H152V121ZM173 120V121H172ZM193 120V125L195 126V124H196V127H197V121L198 122H200V124L198 123V125H200V126H202L203 124V126H205L206 125V123H207V127L208 128H206V127H203V128H205L204 130H203V128L201 127L200 128V132H199V136L200 137H198V135H197V133L198 132H195L196 131V128L194 129L193 127H191L192 126V121ZM223 120V121H222ZM227 120L228 122H230L229 124L230 125H227V121L225 122V121ZM235 120H236V122H235ZM78 121V122H77ZM208 121V122H207ZM219 121H220V124L223 126V130H225L224 132H225V135L223 136V134H224V132H223V134L221 133L222 131H221V128H222V126H220V124H219ZM250 121V122H249ZM77 122V123H76ZM79 122H81L80 124H79ZM85 122H87V123H85ZM90 122H92V125L90 124ZM113 124H112V123ZM126 122H127V125H126ZM149 122V123H148ZM172 122V123H171ZM182 122V123H181ZM203 122V123H202ZM234 122V123H233ZM239 122V123H238ZM94 123H95V129H94ZM120 123V124H119ZM151 123V124H150ZM161 123H164L163 125L161 124ZM179 123V124H178ZM212 123V124H211ZM252 123V124H251ZM259 124L258 126L256 125V124ZM87 124V125H86ZM110 124V125H109ZM160 124L163 126V128H160L161 126H160ZM171 124V125H170ZM174 124V125H173ZM180 124H181V128H180ZM183 124V125H182ZM184 124H185V126H187V127H189L190 126V128H185L184 129ZM213 125V126H211V125ZM224 124V125H223ZM226 124V125H225ZM232 124H234V125H236L237 124V126L235 127L234 125H232ZM11 125V126H10ZM91 125V126H90ZM119 125V126H118ZM148 125V126H147ZM159 125V126H158ZM167 125V127H168V125H169V129L171 130V132H170V130L169 129H167L165 126ZM176 125H178V127L179 128H176ZM210 127H209V126ZM247 125V126H246ZM250 125H251V128H252V126L253 125H255V127L256 128H249L250 127ZM26 126V127H25ZM76 126V127H75ZM87 126V128H89V132H88V130H85L86 127ZM118 126V127H117ZM125 126H127V127H125ZM135 126V127H134ZM141 126V127H140ZM144 126V127H143ZM157 126V127H156ZM182 126H184V127H182ZM218 126V127H217ZM225 126H226V128H225ZM62 127V128H61ZM67 127V128H66ZM93 128V132H95V133H93L92 132V128ZM117 127V128H116ZM125 127V128H124ZM150 127H152V128H150ZM175 127V129H176V133H175V131H172V128H174ZM199 127V126H198ZM197 127V128H198ZM220 127V128H219ZM228 127V128H227ZM230 127H232L230 130H232L231 132H232V134H233V136L230 134L229 135V133H228V129L230 128ZM233 127L235 128V129H233ZM10 128H12V129H10ZM127 128V129H126ZM141 128V129H140ZM153 128H155V130H153ZM191 128H193V129H191ZM210 128V129H209ZM219 128V129H218ZM5 129V130H4ZM62 130L61 132H60V130ZM113 129H114V131H116V132H114L113 131ZM161 129V130H160ZM166 129V130H165ZM175 129H173V130H175ZM180 131H183L182 132V135L187 131V129L189 130V135H187V133H188V131H187V133H185V135L184 136H181L180 134L178 135L177 134V132H180ZM199 129V128H198ZM198 129H197V131H198ZM206 129H208V131H209V133H208V131H205ZM212 129H214V130H212ZM237 129V130H236ZM254 129V130H253ZM11 130V131H10ZM135 130V131H134ZM165 130V131H164ZM168 130V131H167ZM186 130V131H185ZM194 130V132L196 133L195 135H194V133L193 132H191V131H193ZM210 130H212V132H214L215 130H216V133H215V135L216 134H218L217 136H215V138H216V140L217 141H215V140H213V139H215V138H213V136L212 135H210ZM220 130V131H219ZM237 132H236V131ZM253 130V131H252ZM256 130V132L254 133V131ZM262 130H263V132H262ZM107 131H108V134H107ZM152 131V132H151ZM160 131H162L161 133H160ZM166 132L167 131V134H168V132H170L168 135L170 136V138L172 139V141H171V144H169L170 143V138H169V136L167 137V139H169V140H167L166 141V144H168V145H166L165 144V142H164V140L163 139H165L166 140V138H165V135H166V133L164 134V132ZM203 131V132H202ZM258 131V132H257ZM54 132H55V134H54ZM87 132V133H86ZM103 132V133H102ZM113 132H114V134H113ZM121 132H122V134H121ZM151 132V133H150ZM156 133V134H154V133ZM175 134H174V133ZM201 132H202V135L203 134H205L203 137L201 136ZM205 132V133H204ZM221 133V136L220 137H218L219 135H220V133ZM234 132H235V134H234ZM58 133H60V134H58ZM157 137L158 135H159V137H158V139L159 140H157V138L155 137V138H153L154 137V135ZM191 133V134H190ZM214 133H212V134H214ZM227 133H228V135H227ZM259 133H261V134H259ZM263 133V134H262ZM14 134V135H13ZM151 134H152V139H155L154 140V142L155 141H157L158 143H159V145H157L158 143L157 142H155V146H154V143H152V145H147L148 143L149 144H151V142L153 141L152 139H151V141H150V136H151ZM162 134V135H161ZM164 134V135H163ZM172 134H173V136H175L174 137V139H173V136H172ZM206 134H207V136H206ZM252 134V135H251ZM253 134H256V135H253ZM12 135V136H11ZM42 135V136H41ZM105 135V136H104ZM110 135V136H109ZM146 135V136H145ZM150 135V136H149ZM177 135V136H176ZM194 135V136H193ZM208 135H210V137L212 138L211 140H209L211 143H209V141H206V140H208L209 139V136ZM37 136V137H36ZM46 136H47V139H45L46 138ZM82 136V137H81ZM118 136H119V138H118ZM121 136H123V137H121ZM125 136V137H124ZM128 136H130V137H133V139L132 138H129V141H128V138L127 137ZM149 136V137H148ZM186 136V137H185ZM193 136V137H192ZM198 138H197V137ZM231 136V138H229V137ZM236 136V137H235ZM251 136V137H250ZM255 136H257V137H262L261 139H259V140H255V142L254 143H251L250 142V140H252V139H250L249 140V142H248V139L249 138H252L253 137V139H255L256 137ZM43 137V138H42ZM51 137V138H50ZM74 137H75V140H74ZM108 137V138H107ZM110 137H112V138H110ZM144 137H148V139H149V141L148 140H145V138ZM178 137V138H177ZM206 139H205V138ZM218 137V138H217ZM233 137H234V139H233ZM42 138V139H41ZM137 138V139H136ZM180 138V139H179ZM194 138H197V142H196V140L194 141ZM201 138H203V140L205 141V142H203V141H201L200 139ZM244 138V139H243ZM245 138L247 139V141H246V144L248 143L249 144V146H248V144L247 145H245L244 146V143H245ZM35 139V140H34ZM40 139V140H39ZM45 139V140H44ZM125 139H127V142H126V140ZM189 139V140H190ZM231 139V140H230ZM233 139V140H232ZM237 141H239V143H238V145H237V142H236V140ZM241 139H243V140H241ZM72 140H73V142H72ZM125 140V141H124ZM179 140V141H178ZM231 143V145L233 144V146H234V148H235V145H236V149H238L239 148V146H240V150L238 151V152H236L235 150H234V148H233V146H231V145H227V144H230L228 141ZM234 140H235V142H234ZM24 141V142H23ZM146 141V142H145ZM147 141H148V143H147ZM201 141V142H200ZM122 142V143H121ZM142 142H143V144H142ZM203 142V143H202ZM226 142V143H225ZM240 142H241V144H240ZM253 142V141H252ZM24 143H25V145H24ZM131 143V144H130ZM157 143V144H156ZM197 143H199V144H197ZM207 143H209V145H207ZM214 143V144H213ZM215 143H216V145H215ZM220 143V144H219ZM236 143V144H235ZM36 144V145H35ZM41 144H42V148H41ZM164 144H165V146H164ZM211 144H212V146H211ZM13 145V146H12ZM21 145H22V147H21ZM121 145V146H120ZM125 145H126V148H125ZM144 145V146H143ZM156 145H157V147H156ZM163 145V146H162ZM222 146V148H221V146ZM224 145H225V147H224ZM33 146V147H32ZM200 146L202 147L200 150L201 151H199V148H200ZM205 146H207V147H205ZM226 146L228 147L227 149V151H228V153H229V155L230 156H228V157H230V159L231 160H229L228 159V161L226 162V160H227V156H225L226 154H227V151H226ZM238 146V147H237ZM243 146V148H241ZM248 146V147H247ZM254 146H257V150H255L253 147ZM68 147V148H67ZM130 147V148H129ZM148 147V148H147ZM156 147V148H155ZM205 147V148H204ZM250 147H251V150H250ZM23 148V149H22ZM34 148H35V150H34ZM50 148V149H49ZM107 148V149H106ZM127 148H129V149H127ZM135 148V149H134ZM144 148L146 149L145 150V153H147L146 155L148 156H146V155H144L145 153H144ZM151 148V149H150ZM163 148V149H164ZM221 148V149H220ZM223 148H225V151H226V154L224 153V150H222ZM231 148V149H230ZM249 148V149H248ZM260 150H259V149ZM16 149V150H15ZM31 149V150H30ZM69 149H71V150H69ZM92 149V150H91ZM138 150V153L139 154H137L136 152L137 151H133V152H131V150ZM148 149V150H147ZM218 149H220V150H218ZM241 149H243V150H241ZM37 150V151H36ZM88 150H89V153H88ZM129 150V152H127ZM209 150H211L210 152H209ZM230 150H231V153H236L237 154V156H236V154H234V155H232V154H230ZM253 150H255V152H256V154H257V152L259 153V156H260V160L261 161H259V157H258V155H256L255 154V152L253 151ZM88 153H86V152ZM116 151V152H115ZM142 151V152H141ZM219 151H223V153H221L220 154V152ZM235 151V152H234ZM249 151L251 152L250 154H249ZM260 151H261V153H260ZM39 154H38V153ZM92 152V157H94L93 159H92V157H90L91 156V153ZM93 152H95L94 154H93ZM127 152V153H126ZM218 152H219V154H218ZM247 152V153H246ZM19 154L18 156H20V159L22 158V160L20 161V159H17V161H15L14 159H12V157H11V155L13 156V154ZM26 153V154H25ZM29 153V154H28ZM84 153H86V155H89V156H86L87 157V159H85V154ZM97 153V154H96ZM99 153V154H98ZM121 153H123L124 154V156L122 157V155H121ZM21 154V155H20ZM31 154V155H30ZM118 154L120 155V156H118ZM142 154V155H141ZM246 154H247V156L248 157H251V159H253L251 162H253V161H255V162H253L254 164H252L251 162H250V158L248 159V157H243L244 155L246 156ZM251 154H253V156L251 155ZM84 155V156H83ZM95 155H96V157H95ZM143 155L145 156V157H147V159L149 160H147V159H142L143 158ZM221 155V156H220ZM231 155L233 156V158L231 157ZM23 156H25L24 158H23ZM42 158H41V157ZM98 156V157H97ZM100 156V157H99ZM135 156V157H134ZM142 156V157H141ZM236 158H235V157ZM239 156V157H238ZM256 158H255V157ZM30 157V158H29ZM89 157H90V159H89ZM115 159H114V158ZM118 157V163H117V161L115 162V160H116V158ZM225 157H226V159H225ZM238 157V158H237ZM77 158V159H76ZM141 158V159H140ZM204 160H203V159ZM235 158V159H234ZM244 158V163L243 162H241V160ZM247 158V159H246ZM254 158H255V160H254ZM4 159V160H3ZM44 159V160H43ZM50 159V160H49ZM141 160V162H140V160ZM201 159H202V161H201ZM225 159V160H224ZM246 159V160H245ZM14 160V161H13ZM84 160V161H83ZM128 160V161H127ZM132 160V161H131ZM154 160H156L155 162H154ZM222 162H221V161ZM235 160L236 161H238V164L236 165V162H235ZM240 160V161H239ZM249 161V165L247 166V164H248V161ZM35 161H36V163H35ZM225 161V162H224ZM231 161H233L232 163H230ZM7 162V163H6ZM82 162H83V164H82ZM95 162H97V163H95ZM131 162V163H130ZM149 162H150V164H149ZM235 162V163H234ZM240 162L242 163V164H244V165H241V167H239L238 165L240 164ZM257 162H259L258 163V165H257ZM3 163V164H2ZM224 165H223V164ZM227 163V164H226ZM255 163H256V165L258 166V169L256 170L257 172H255V170H254V167H257V166H255ZM6 164H7V166H6ZM92 164V165H91ZM153 164L155 165V166H153ZM212 164V165H211ZM235 164V165H234ZM250 164H252V166L250 165ZM3 165H5V166H3ZM23 165V166H22ZM72 165V166H71ZM100 165V166H99ZM101 165H102V167H101ZM151 165V166H150ZM166 165H167V167H166ZM178 165V164H177ZM222 165V167L223 168H221L220 169V166ZM226 165H228L227 167H226ZM230 165H233L234 167H236V169H237V171H236V169L235 168H233V170H235L234 172H232V169L230 170V168H231V166ZM1 166H2V168H1ZM96 166V167H95ZM166 168H165V167ZM217 166L219 167V168H217ZM230 166V167H229ZM246 166V167H249L250 166V168H249V170L248 171H250L251 170V172L250 173H247L248 171H247V169L248 168H246L245 167V169H244V171H243V168ZM254 166V167H253ZM262 166H260L261 168H262V170H263V167ZM5 167V168H4ZM90 167H91V169H90ZM101 167V168H100ZM118 167V168H117ZM168 167H169V169H168ZM224 167H225V169H224ZM239 167V168H238ZM253 167V170L251 169ZM7 168V169H6ZM98 168V169H97ZM177 168V169H176ZM219 169V173H218V171H216L217 169ZM19 169V170H18ZM90 169V170H89ZM151 169V170H150ZM204 169V172H206V170ZM212 169V168H211ZM225 171H224V170ZM240 169H242V170H240ZM10 170H11V172H10ZM74 172H73V171ZM84 170H85V172H84ZM93 170H94V172H93ZM142 170H144L143 172H142ZM147 170V171H146ZM171 170H173V172L171 171ZM176 170V171H175ZM182 170V169H181ZM220 170H221V172H220ZM261 170V169H260ZM260 170H259V172H260ZM261 170V172H262V174L264 173V170L262 171ZM19 172V174H18V172ZM46 171L48 172V173H46ZM69 172V174L68 175H71V176H66V175H64L63 173L65 172V174H66V172ZM78 171V172H77ZM98 171V172H97ZM116 171V172H115ZM136 171H138V172H136ZM212 171H210V169H209V172H211L209 175L211 176L210 178H208V181L209 182H211L212 180H213V178H214V176L212 175ZM217 172V173H215V172ZM253 171V172H252ZM15 172H17V173H15ZM50 172V173H49ZM58 172V173H57ZM79 172H80V174H79ZM91 172V174H89ZM150 172V173H149ZM152 172V173H151ZM254 172H255V175H253L254 174ZM5 173V174H4ZM25 173V174H24ZM45 173V174H44ZM73 173H74V175H73ZM76 173H77V176L80 178V175H81V178H82V180H83V183H82V180L80 181V179H79V181H80V184H79V182H78V178H77V176H76ZM98 173H99V176H98ZM123 173V174H122ZM172 176V174L171 173H175L172 177L169 175V174ZM58 174V175H57ZM84 174V175H83ZM96 174V175H95ZM101 174V175H100ZM166 174H168V177H167V175ZM207 174V172L205 173V175L207 176L208 175ZM259 174V173H258ZM262 174L261 175H259V177L261 176V178H264V175L262 176ZM13 175V176H12ZM17 175V176H16ZM27 175V176H26ZM52 175V176H51ZM85 175H88V176H85ZM123 175V176H122ZM127 175H129L128 177H127ZM131 175V176H130ZM184 175H186V179H184L185 178V176ZM23 176V177H22ZM64 176H66L65 178H64ZM74 176V177H73ZM92 176V177H91ZM182 176V177H181ZM184 176V177H183ZM12 177H13V179H12ZM56 177H57V179H56ZM68 177H72V178H70V180H69V178ZM98 177V178H97ZM120 177H127V178H123L121 181H120ZM172 178V181H173V186L170 184V185H168L169 183H170V181H171V178ZM213 177V178H212ZM44 178L46 179V180H44ZM60 178H64V179H61L60 180ZM93 178V179H92ZM119 178V179H118ZM180 178V180L182 179V180H184V183L186 182V184H183L182 183V181H179L178 179ZM261 178H256L257 180V182H259V183H262V181L264 180V179H262V181H261ZM15 179V180H14ZM21 179V180H20ZM22 179H23V182H21V183H19L20 181H22ZM48 179V180H47ZM65 179H66V183H64L65 182ZM67 179H68V181H67ZM151 179L153 180V182H154V184H156V181H159V184L157 185H155L156 186V188L154 189L155 190V193L153 192L154 190H150L151 189V187H150V184H152V181H151ZM164 179V180H163ZM167 179V180H166ZM169 179H170V181H169ZM253 179V178H252ZM259 179H260V181H259ZM58 180H59V182H58ZM75 180H77V181H75ZM126 180V181H125ZM179 182H178V181ZM186 180V181H185ZM10 181H12V182H10ZM13 181H15V183L13 182ZM45 181H46V184H45ZM161 181H165L164 182V184H165V186L163 187V189H161L162 187V182ZM171 181V182H172ZM255 181V180H254ZM6 182L8 183L7 185H6ZM10 182V183H9ZM52 182V183H51ZM62 182L64 183V184H66L65 186L62 184ZM97 182V183H96ZM175 182H177V183H175ZM69 183V184H68ZM78 183V184H77ZM148 183V184H147ZM161 183V184H160ZM166 183H167V186H168V188H167V186H166ZM61 184V185H60ZM76 184V186H73V185H75ZM94 184V185H93ZM107 184V185H106ZM118 184V185H117ZM154 184L153 185H151V186H153V188H154ZM178 184V185H177ZM182 184V186H180ZM48 185V186H47ZM49 185H50V188H49ZM83 185V186H82ZM106 187H105V186ZM109 185H110V187H109ZM123 185V186H122ZM126 185V186H125ZM8 186V187H7ZM62 187L63 189H60V187ZM169 186H171V187H169ZM177 186H180L179 188H180V192H178L179 191V189H178V187ZM184 186V187H183ZM57 187H58V189H57ZM73 187H74V189H73ZM76 187V188H75ZM103 187H105V193H102L103 191H102V189H103ZM119 187V188H118ZM149 187V188H148ZM158 187H159V189H161L162 191L160 192V191H158V193H159V196H158V193L156 194V190H158ZM177 188V192L179 193H177L176 192V190H174L175 188ZM186 187V188H185ZM47 188H49V189H47ZM54 188V189H53ZM69 188V189H68ZM82 188V189H81ZM102 188V189H101ZM111 188V189H110ZM125 188V189H124ZM166 188V189H165ZM172 188H174L173 190H174V192H173V190L172 191H170V189ZM182 188H184V190L182 189ZM100 189H101V191L102 192H100ZM109 189H110V191H109ZM169 189V190H168ZM62 190V191H61ZM82 190H84V191H82ZM90 193V190L92 191L91 192V198H89L88 196L89 195H86L87 197H85L84 196V194H88V192ZM148 190V191H147ZM150 190V191H149ZM167 190V191H166ZM238 190H239V188H238ZM249 190L251 191V189L249 188V187H247L245 190H243V195H245L246 196V194L249 192ZM39 191H41V192H39ZM53 192L55 195L54 196H56L55 197V199L53 198V194H52V196H51V194H50V192ZM97 191H99V194L98 193H96V194H98V195H96V196H98L97 197V199H96V196L94 195V194H92V193H95V192H97ZM152 191V192H151ZM28 192H29V194L30 193H34V194H36V193H38V194H36V197H34V195H29L28 194ZM45 192V193H44ZM47 192V193H46ZM51 192V193H52ZM66 192V193H65ZM87 192V193H86ZM109 192V193H108ZM150 192H151V196H150ZM44 193V194H43ZM107 193V194H106ZM142 193H145V194H143V201H142V197L140 198L139 196H142ZM152 193H154V194H152ZM172 193V194H171ZM174 193H175V196H174ZM7 194V197L5 196ZM67 194V195H66ZM74 196H76V197H73V195ZM100 194H102V196H103V198H102V196H101V198L99 199V195ZM114 194H115V196H116V200H114L115 198L113 197L114 196ZM160 194H162L161 196H160ZM163 194H164V197H163ZM171 194V195H170ZM11 195L13 196V197H11ZM39 195H41L40 197H39ZM45 195H46V197H45ZM47 195H49V197L50 198H47L48 196ZM69 195V196H68ZM71 195V196H70ZM112 197H111V196ZM145 195H148V197L146 198V196ZM173 195V196H172ZM24 198H23V197ZM25 196H27V198H25ZM32 196L34 197V202L32 201ZM60 198H59V197ZM62 196H64V197H62ZM78 196H79V199H80V197L82 198V199H80L81 201H79L80 202V204L78 203ZM95 196V197H94ZM131 196V197H130ZM136 197V201H135V199H134V201L133 200H131V199H133V197ZM155 196H156V198H157V201L155 202ZM2 197V198H1ZM6 197V198H5ZM11 197V198H10ZM18 197V198H17ZM19 197H21V201H20V199H19ZM38 197H39V199H38ZM55 200H53L52 198ZM63 199H62V198ZM69 197V198H68ZM119 197V198H118ZM129 197H130V203H128L127 201L129 200ZM138 197H139V199H138ZM153 197V198H152ZM177 197V198H178ZM8 198V200H7V202L5 201L6 199ZM16 198V199H15ZM35 198L37 199V200H35ZM42 198L44 199V201L42 200ZM59 198V199H58ZM66 198H68L67 200H69L70 201V203H69V201L67 202V200H65ZM85 198H86V202H85ZM95 198V199H94ZM111 198H113V200L116 202V203H118V204H115V202H112L113 200L111 199ZM128 198V199H127ZM149 198V199H148ZM158 198H161V201L158 199ZM162 198H163V200H162ZM2 199L4 200L3 202H5V203H7V204H4L3 202H2ZM26 199V200H25ZM29 201H28V200ZM31 199V200H30ZM58 199V200H57ZM78 199V200H77ZM84 199V200H83ZM90 199V200H89ZM92 199V200H91ZM127 199V200H126ZM141 199V200H140ZM148 199V200H147ZM23 200V201H22ZM63 200H65V203L63 202ZM73 200V201H72ZM107 200H109V201H107ZM112 200V201H111ZM125 200H126V202H125ZM141 201V205H139V203H140V201ZM147 200V201H146ZM168 200V201H167ZM27 201L28 202H30V203H27ZM39 201V202H38ZM43 201V202H42ZM46 201V202H45ZM51 201H53L54 203H56V205L52 202L51 203ZM75 201H77V202H75ZM89 201V202H88ZM110 201H111V203H112V207L111 208H108L110 205H111V203H110ZM133 201V202H132ZM145 201V202H144ZM151 201V202H150ZM160 201V202H159ZM21 202V203H20ZM23 202V203H22ZM26 204H25V203ZM84 202L86 203V204H84ZM87 202H88V206H87ZM101 202H106L105 204V206L102 208V209H104L103 211H102V209H101V207L100 206H102V204L104 205V203H101ZM120 202H122V203H124L123 205H121L120 204ZM37 203H39V206H37ZM46 203V204H45ZM68 203H69V205H68ZM114 203V204H113ZM128 203V204H127ZM132 203H133V205H132ZM134 203L136 204L135 206H134ZM160 203H161V205H160ZM194 203H195V206H196V204H197V202H193V205H194ZM31 204V205H30ZM48 204V205H47ZM60 204V205H59ZM64 204H66V205H64ZM75 204V205H74ZM83 204V205H82ZM110 204V205H109ZM119 204H120V206L121 207H117V206H119ZM3 205V206H2ZM5 205H6V207L7 208H5ZM20 205H22V209H21V206ZM27 205H29V206H27ZM42 205H43V207H42ZM45 205V206H44ZM48 207H47V206ZM50 205H51V210H54V211H50ZM58 205H59V209H58ZM79 205V206H78ZM100 205V206H99ZM114 205H116V208L118 209L117 210V212L115 211V206ZM126 205H129V206H127V207H125ZM145 205V206H144ZM155 205H157V206H155ZM199 205V204H198ZM35 206V207H34ZM42 207V209H41V207ZM61 206H62V208H61ZM65 206H67V207H65ZM70 206V207H69ZM82 206V208H80V209H78L77 210V208L78 207H81ZM98 206V207H97ZM141 207V209H140V207ZM146 206H147V208H146ZM44 207H45V211H44ZM65 207V208H64ZM75 207V208H74ZM87 207V208H86ZM123 207L126 209V210H124L123 209ZM131 207H134L135 209H136V212H135V214H134V211H135V209H133V208H131ZM144 207V208H143ZM37 208H38V210H37ZM54 208H56V211H57V214H55L56 212H55V209ZM73 208V209H72ZM95 208H97V209H95ZM108 208V209H107ZM112 208H113V210H112ZM121 208V209H120ZM151 208H152V210H151ZM192 208H193V206H192ZM197 208V209H196ZM29 209H30V211H29ZM67 209V210H66ZM74 209H76V211H77V213H75L74 211ZM134 211H133V210ZM191 209V208H190ZM64 210H65V212H64ZM69 210L71 211L70 212V214L68 213L69 212ZM73 210V211H72ZM120 210H122L121 212H120ZM41 211V212H40ZM60 211H62V212H60ZM81 211V212H80ZM112 211V212H114L115 213V215H114V213L112 214V215H114L113 217H112V215L110 214V212ZM124 211V212H123ZM128 212V213H132L131 214V216L132 215H134L133 216V220L132 219H130V217H127L128 216V214L126 213V212ZM131 211V212H130ZM46 214H45V213ZM47 212L50 214L51 213V219H50V215L49 214H47ZM55 212V213H54ZM73 212V213H72ZM105 212H107V214L105 213ZM119 212H120V214H121V216H124V214H125V216L124 217H126V219H124L123 217V220L125 221V222H123V220H121V217H119L120 216V214H119ZM124 214H123V213ZM187 212V213H186ZM29 213H31V214H29ZM38 213V214H37ZM61 213H63V214H61ZM64 213H65V216H63L64 215ZM111 215L110 217H112L113 219H114V217H115V219H116V221H115V219L113 220L112 218H110L108 215L109 214ZM137 213H140V216L141 215H144V218H143V216H142V219L141 218H139V215L137 214ZM260 213V214H259ZM76 214H77V216H76ZM95 214H97V215H95ZM102 214H106L105 216L104 215H102ZM117 214H118V216H117ZM123 214V215H122ZM130 214H129V216H130ZM28 215V216H27ZM40 215L42 216V218H40ZM57 216V218L55 217L54 219L52 218V217H54V216ZM74 215V216H73ZM91 215V216H90ZM94 215V216H93ZM127 215V216H126ZM152 215V216H151ZM181 215H182V217H181ZM207 215V214H206ZM206 215H204V216H206ZM48 216V217H47ZM60 216V217H59ZM99 216H104V217H102L103 219L101 220V218L99 217ZM108 216V217H107ZM136 216V217H135ZM189 216V217H188ZM33 217V218H32ZM39 217V218H38ZM47 217V218H46ZM85 217V218H84ZM93 217V218H92ZM96 217L98 218H100V221H102L103 223L101 224V226L102 225H104V226H102V227H107L106 229H109V226L111 225V223L112 224H114L113 222H116V223H119V219L121 220L120 221V223L121 222H123V224L125 225V227H124V225L121 223H119V225H121L120 227H118V228H120V230H118V229H116V230H118L117 232L115 231V229L114 228H112V230L110 229V230H108L112 235H107L108 233L106 232V231H104V230H106V229H102V227H101V229L100 228H98V227H100V225H98L97 223H99V219H97L96 220ZM147 217V218H146ZM82 218V219H81ZM104 218H105V220H104ZM108 218H110V219H112L111 221L110 220H108ZM146 218V219H145ZM178 218V219H177ZM186 218V219H185ZM31 219H33V220H31ZM55 219H57V220H55ZM86 219V220H85ZM90 219V220H89ZM91 219H93V220H91ZM176 219H177V221H176ZM180 219V220H179ZM262 219V220H261ZM26 220L28 221V222H26ZM42 220V221H41ZM96 220V221H95ZM107 220H108V223H109V225H108V223H107ZM126 220H128V221H126ZM144 220H146V221H144ZM31 221H32V223H31ZM37 221H39V222H37ZM47 221V226H46V224H45V222ZM50 221V222H49ZM81 221V222H80ZM90 221H92L91 222V224H90ZM133 221H134V223H133ZM88 223V225L85 227L84 225H85V223ZM96 222V223H95ZM131 222V223H130ZM143 222V223H142ZM145 222V223H144ZM172 222H173V224H172ZM243 222V223H242ZM35 223H38L37 225H35ZM80 223H81V225H80ZM93 223H95V224H97V226L95 227V225H93ZM128 223V224H127ZM129 223L130 224H132V226L135 224H137L136 226L134 225V227H130V225H129ZM79 224V225H78ZM84 224V225H83ZM90 224V225H89ZM139 224L141 225V227H143L144 228V230H142V228L140 227V230L138 229L139 228ZM147 224H148V226H149V228H148V226H147ZM178 224V225H177ZM203 224V226H202V228L200 229V230H203V231H208L209 229H211V228H213L214 227V225L215 226H219V225H217V224H213V225H211V223H210V221H205L204 223H202ZM236 224V225H235ZM32 225H34V226H32ZM72 225H74V226H72ZM116 226H117V224H115ZM118 225V226H119ZM234 225V226H233ZM18 226V227H17ZM32 226V227H31ZM89 226V227H88ZM94 226V227H93ZM122 226L124 227V228H122ZM138 226V227H137ZM6 227V228H5ZM12 226H9V227H7V226H3V225H0V235H2V234H4L6 231H8V230H11L10 228H11ZM25 227V228H24ZM153 227H154V229H153ZM241 227H245V228H242V229H240ZM14 228V229H15ZM89 228H91V230L93 231V232H95L94 233V235H96V237H97V235H98V238H96L95 239V236L93 235V233H92V231L89 229ZM95 228H98V229H100V233H101V231L103 230L104 231V233L106 234V236L107 237H102V236H104L102 233V236L100 235V233L98 234V229H97V231L98 232H96V230H95ZM126 228V229H125ZM134 228H136V229H134ZM151 228V229H150ZM70 229H72V230H70ZM125 231H127L125 234L123 233L124 232V230ZM138 229V230H137ZM145 229H147V231H148V229H149V232H147ZM33 230V231H32ZM76 230V231H75ZM84 230V231H83ZM90 230V231H89ZM72 231H74V232H72ZM84 232L83 234H84V236H85V240L84 239H82L83 237H81V236H83V234L81 235V236H79L80 235V233L81 232ZM87 233H86V232ZM102 231V232H103ZM140 231V232H139ZM143 231V232H142ZM144 231H145V236L143 237V235L144 234H142V233H144ZM70 233V235H71V238H70V236H69V233ZM92 233V235H91V237H90V234ZM120 232H122V234H124V236H122L121 235V233ZM139 232V233H138ZM147 232V233H146ZM204 232V233H205ZM66 233H68V235H66ZM74 233V234H73ZM114 233V234H113ZM149 233H150V235H149ZM146 234H147V236H146ZM174 234V235H173ZM255 234V233H254ZM74 235H76V236H74ZM87 235V236H86ZM89 235V236H88ZM138 235V236H137ZM58 236H59V238H58ZM74 236V237H73ZM93 236V237H92ZM126 236V237H125ZM225 236V235H224ZM63 237H65L64 239H62ZM73 237V238H72ZM78 239V241L80 240V242H78L77 240L75 241V239L76 238ZM79 237H80V239H79ZM86 237H87V239H86ZM122 237H124V238H122ZM217 237V238H216ZM41 238V239H40ZM66 238L68 239V240H66ZM99 238H101L100 240H99ZM121 238V239H120ZM125 238L127 239V240H125ZM210 238V239H209ZM90 239V240H89ZM92 239V240H91ZM170 239V240H169ZM176 239H178V240H176ZM207 239V240H206ZM82 240V241H81ZM84 240V241H83ZM104 240V241H103ZM110 240V241H109ZM206 240V241H205ZM220 240H221V242H220ZM224 240H225V242H224ZM43 241V242H42ZM60 241V242H59ZM69 241V242H68ZM96 241V242H95ZM103 241V242H102ZM136 241V240H135ZM188 241V242H187ZM232 241V242H231ZM42 242V243H41ZM46 242V243H45ZM84 242H86V244L84 243ZM87 242H89V244L87 245ZM101 244H100V243ZM113 242H114V240H113ZM127 242V243H126ZM172 242V243H171ZM80 245H79V244ZM84 243V244H83ZM109 243V244H108ZM115 243V244H114ZM113 243V245H112V243H111V247H113L112 249H110L109 247H108V250L109 251H111V252H113L112 250L114 249L115 251L114 252H116V251H118V249L120 248V249H122V248H125L124 246H123V244L121 243V245H122V248L121 247H119L120 245V243L119 244H117V242H114ZM126 243V244H125ZM153 243H154V245H153ZM156 243V244H155ZM187 243H188V245H187ZM224 243V244H223ZM238 243H240V244H238ZM45 244V247H46V245H48V247H44L43 245ZM102 244H104L103 246H102ZM167 244V245H166ZM170 244H169V246H170ZM223 244V245H222ZM37 247L36 248V251L34 250V248H35V246ZM49 245H52V247H50ZM65 245V243L63 244V246H62V248L64 247L65 249L68 247V246H66ZM78 245V246H77ZM90 245H92V246H90ZM96 246V248H95V246ZM98 245H101L100 246V250H102V249H104L105 251H107V252H105V253H103L104 255H102L105 259H103V258H100L99 259V257H102L101 255H100V253H101V251L99 252L98 250H99V247H98ZM117 245H119V246H117ZM128 246L127 247H130L129 246V244H127ZM131 245V244H130ZM151 245V246H150ZM232 245V246H231ZM244 245H245V247H244ZM40 246H42L41 247V250L42 251H40V249H39V247ZM83 246H86V248L85 247H83ZM106 246V247H107ZM169 246H168V248H169ZM180 246H182L181 248H180ZM226 246H227V248L229 249V252H228V249H226ZM243 247V249H241L240 248V250H243V251H240L239 250V247ZM32 247H33V249H32ZM56 247V248H55ZM92 247H93V249H92ZM97 247H98V250H95V249H97ZM105 247V248H106ZM115 247V248H114ZM119 247V248H118ZM126 247V248H127ZM178 247V246H177ZM258 247V250L256 249ZM27 249V250H24V249ZM53 248V249H52ZM78 248H76V249H78ZM157 248H160V249H158V253H157V251H156V249ZM246 248V249H245ZM28 249H29V251L30 252H28ZM64 249V250H65ZM68 249V248H67ZM119 249V251H120V253L119 254H121V256L123 255V253L121 252V250ZM144 249V250H143ZM247 250V256H246V252H245V250ZM46 250H48V251H46ZM51 250H54V252L53 251H51ZM85 250H87L86 252H85ZM104 250H102V252L104 251ZM126 249H125V251H127ZM130 250H132L131 252H130ZM138 250V251H137ZM190 250V251H189ZM226 250H227V252H226ZM248 250H249V252H248ZM66 251H68V250H66ZM71 251V253L73 254V252ZM90 251H91V253H90ZM94 251H96L95 252V254L93 253ZM124 251V250H123ZM142 251V252H141ZM238 251V252H237ZM255 251H256V253H255ZM23 252V253H22ZM44 252H48V253H44ZM110 252V253H111ZM113 252V253H114ZM152 252V253H151ZM225 252H226V254H225ZM240 252L242 253V255H240ZM21 253H22V255H21ZM25 253V254H24ZM70 253V254H71ZM81 253V254H80ZM85 253V254H84ZM113 253H111V254H109V255H111V256H113ZM125 253H127V252H124V254ZM144 253H146V255L144 254ZM157 253V254H156ZM168 253V254H167ZM76 254H77V252H76ZM97 254V255H96ZM102 254V253H101ZM117 255H119L118 254V252L116 253ZM142 254V255H141ZM145 255V257H144V255ZM160 254L162 255L161 257H158V256H160ZM164 254V255H165ZM208 254V255H207ZM228 254L231 256L230 258H229V256H228ZM232 254V255H231ZM245 254V255H244ZM250 254V255H249ZM26 256V258L25 257H23V256ZM83 255V256H82ZM86 255V256H85ZM99 255V256H98ZM109 255H108V263L107 264H113V262L111 261L110 262V258H109ZM115 255V254H114ZM126 256H127V254H125ZM254 255V256H253ZM43 256V257H44ZM74 256H76V259L75 258H73ZM85 256V257H84ZM137 256V257H136ZM152 256V255H151ZM220 256H222V257H220ZM234 256V257H233ZM241 256V257H240ZM244 256H246V257H244ZM115 257H119V256H115ZM114 256H113V258H115ZM158 257V258H157ZM220 257V258H219ZM25 258V259H24ZM32 258V259H31ZM72 258V259H71ZM112 258V257H111ZM152 258V257H151ZM160 258V259H159ZM223 258V259H222ZM224 258H225V260L226 261H224ZM22 259H24V260H22ZM72 260L70 263H69V261L70 260ZM80 259V260H79ZM134 259H136V260H134ZM141 259V260H140ZM145 259V260H146ZM150 259V258H149ZM164 259V260H163ZM20 260V261H19ZM89 260V259H88ZM87 260V261H88ZM152 260L150 261H148V259L146 260V263L147 264H152L153 262H152ZM158 260H160L161 261V263H159L160 261H158ZM173 260V261H172ZM19 261V262H18ZM22 261V262H21ZM29 261H31V263H29ZM66 261V263H64ZM97 261V262H98ZM138 261V262H137ZM175 261V262H174ZM232 261H233V263H232ZM54 262V263H53ZM89 262V264L90 263H92V262H90V261H88ZM96 262V263H97ZM110 262V263H109ZM131 262V263H130ZM152 262V263H151ZM92 263V264H93ZM247 262H245L244 264H246ZM36 264V263H35ZM38 264H42V263H38ZM105 264H106V262H105ZM114 264H116L115 262H114ZM203 264V263H202ZM263 264H264V262H263Z\"/></svg>", "mask_w": 264, "mask_h": 264}, {"label": "bare ground", "instance_id": "bare-ground-1", "mask_svg": "<svg viewBox=\"0 0 264 264\" xmlns=\"http://www.w3.org/2000/svg\"><path fill=\"white\" fill-rule=\"evenodd\" d=\"M5 1H6V0H4V2H5ZM12 1H13V0H12ZM14 1L17 2L16 5H18V3H19L18 0H14ZM14 1H13V3H15ZM24 1H25V0H23V3H24ZM31 1H35V0H31ZM94 1H95V0H94ZM98 1H99V0H98ZM100 1H101V0H100ZM100 1H99V2H100ZM104 1H105V0H104ZM104 1H103V2H104ZM106 1H107V0H106ZM113 1H114V0H113ZM117 1H119V0H117ZM153 1H154V0H153ZM158 1H159V0H158ZM158 1L156 0V2H158ZM160 1H162V0H160ZM160 1H159V4H160ZM163 1H164V0H163ZM165 1H166V2H165ZM165 1H164L165 3H168L169 0H168V1L165 0ZM171 1H174V0H171ZM176 1H177V0H176ZM180 1H181V0H180ZM180 1H179V2H180ZM183 1H184V0H183ZM186 1H190V0H186ZM186 1H185V3H186ZM214 1H215V0H214ZM217 1H218V0H217ZM0 2H1V0H0ZM4 2H1V3H2L1 5L6 4V3H4ZM20 2H22V0H20ZM87 2H92V1H87ZM119 2H121L120 4H122V1H121V0H120ZM126 2H127V0H126ZM133 2H134V0H133ZM179 2H178V3L176 2V4H179ZM191 2H192V1H190V4H191ZM226 2H227V1H226ZM231 2H233V0H232ZM3 3H4V4H3ZM7 3H8V2H7ZM33 3H34V2H33ZM55 3H56V2H55ZM59 3H61V1H59ZM68 3H69V2H68ZM100 3H101V2H100ZM100 3H98L97 5H99ZM108 3L110 4V2H108ZM114 3H116V1H115ZM117 3H118V2H117ZM117 3H116V6L119 5V3H118V4H117ZM127 3H129V2H127ZM131 3H132V2H131ZM131 3H129V4L131 5ZM172 3H173V2H172ZM180 3H181V2H180ZM185 3H184V4H185ZM237 3H240L239 0H238ZM27 4H28V3H27ZM47 4H48V3H47ZM63 4H64V3L62 2L61 5H63ZM109 4H108V5H109ZM123 4L126 5V3H125L124 1H123ZM123 4H122V5H123ZM134 4L136 5L137 2H135ZM138 4H139V3H138ZM152 4H153V3H152ZM159 4H157V5L159 6ZM168 4H169V3H168ZM174 4H175V3H174ZM182 4H183V2H182ZM182 4H179V5H182ZM16 5H15V6H16ZM19 5L21 6V4H19ZM19 5H18V6H19ZM23 5H24V4H23ZM23 5H22V6H23ZM28 5H29V4H28ZM30 5H31V4H30ZM41 5H42V4H41ZM78 5H79V4H78ZM78 5H77V7H78ZM122 5H119L118 7H120V9H121ZM132 5H133V4H132ZM139 5H140V4H139ZM144 5H145V4H144ZM146 5H147V4H146ZM160 5H162V3H161ZM170 5H171V3H170L168 6H167V4H166V7H165V8L168 9V7H170ZM187 5H188V4L186 3V6H187ZM233 5H234V4H233ZM248 5L250 6L251 11H252L254 14H256V20L254 19V21L257 22V26H258L261 22H264V1H263V2L261 1V2H260V0H255V2H254V1H252V0H248ZM248 5H247V6H248ZM5 6H6V5H4V8H5ZM22 6H21L20 8H18V9H21V10H20V11L17 10V13L23 11V10H22ZM26 6H27V5H26ZM26 6H24V7H26ZM89 6H90V5H89ZM106 6H107V2H106ZM106 6H105V7H106ZM113 6H114V5H113ZM113 6H112V7H113ZM127 6H128V5H127ZM147 6H148V5H147ZM153 6L155 7V5H153ZM173 6H174V5H173ZM173 6H172L171 8H173V9H172V10H174L173 13H175V11L177 10L178 7H177V5H176V7L174 6L175 8H174ZM183 6H184V5H183ZM16 7H17V6H16ZM27 7H28V6H27ZM29 7H30V6H29ZM38 7H39V6H38ZM38 7H37V9H38ZM103 7H104V6H103ZM114 7H115V6H114ZM125 7H126V6H125ZM130 7H133V6H130ZM137 7H138V6H137ZM148 7H151V6H148ZM154 7H153V8H154ZM188 7H189V6H188ZM188 7H187V8H188ZM198 7H199V6H198ZM4 8H2V9H4ZM39 8H40V7H39ZM42 8L45 10V8H44L43 6H42ZM42 8H41V9H42ZM60 8H61V7H60ZM66 8H67V6H66ZM107 8H108V7H107ZM122 8H123V7H122ZM139 8H140V7H139ZM145 8H146V7H145ZM155 8H156V7H155ZM158 8H159V7H158ZM162 8H164V7H162ZM181 8H182V6H181ZM189 8H191V7H189ZM189 8L187 9V11H188V10L191 11V9H189ZM221 8H222V11H223L224 7L221 6ZM234 8H235V6H234ZM6 9H7V10H11L9 7L7 8V6H6L5 10H6ZM29 9L32 10L33 7H30ZM29 9L27 10V12L29 11ZM34 9H35V10H34ZM34 9H33L34 12H36L37 9H36V8H34ZM41 9H40V11H43V9H42V10H41ZM46 9H47V8H46ZM99 9H100V8H99ZM101 9H103V8H101ZM116 9H117V8H116ZM116 9H114V10H116ZM141 9H142V8H141ZM151 9H152V8H151ZM169 9H170V8H169ZM169 9H168V11L171 10V9H170V10H169ZM201 9H202V8H201ZM7 10H6V11L3 10L4 13H5V14L3 13L4 16H8V15H10V14H7V15H6ZM12 10H13V9H12ZM12 10H11V12H12ZM25 10H26V9H25ZM38 10H39V9H38ZM66 10H67V9H66ZM68 10H69V9H68ZM104 10H105V9H104ZM106 10H107V9H106ZM106 10H105V12H106ZM109 10H110V9H109ZM109 10H108V15L110 14V13H109ZM122 10L125 11L124 13H128V12H127L128 10H126V8H125V10H124V8H123ZM144 10H145V9H144ZM156 10H157V9H155L154 12H156ZM164 10H165V9H164ZM172 10H171L170 12H172ZM178 10H180V9H178ZM178 10H177V11H178ZM182 10H183V9H182ZM184 10H186V8H185ZM192 10H193V8H192ZM206 10H207V9H206ZM48 11H49V10H48ZM62 11H64V10H62ZM69 11H70V10H69ZM101 11H102V10H101ZM110 11H111V10H110ZM116 11H119V9H117ZM116 11H112V12H115V13H116ZM146 11H148L149 14L155 16V14H152V13H151V10H150L149 8H147ZM146 11H145V14H146ZM149 11H150V12H149ZM194 11H196L195 13H197L198 10L195 9ZM9 12H10V11H9ZM23 12H25V11H23ZM65 12H66V11H65ZM83 12H84V11H83ZM157 12H158V11H157ZM164 12H165V11H164ZM179 12H180V11H179ZM182 12H183V11H182ZM7 13H8V12H7ZM14 13H15V11H14ZM31 13H32V12H31ZM49 13H51V12H49ZM66 13H68V11H67ZM77 13H78V12H77ZM89 13H90V12H89ZM100 13H101V12H100ZM103 13H104V12H102V15H103ZM120 13H121V10H120ZM120 13L117 14V19H116L117 22H115V20H114V19L116 18V16H115V18L113 17L114 19H112V17H109V18L111 19V21H113L112 23H114V24H113V25H114V28L119 29V30H120V29L123 30V29L125 28V27H124V26H125V23H124V21H123L124 18L121 19L122 16L120 15ZM124 13H123V14H124ZM160 13H162V11H161ZM176 13H177V12H176ZM186 13H187V12H186ZM192 13H193V12H192ZM198 13L201 14V13H202L201 10L198 11ZM205 13H206V12H205ZM209 13H210V12H209ZM220 13H221V12H220ZM227 13H228V12H227ZM239 13H240V12H239ZM15 14H16V13H15ZM19 14H21V15H25V14H23L22 12L19 13ZM33 14H34V13H32V17H31V18H33ZM113 14H114V13H113ZM123 14H122V15H123ZM143 14H144V13H143ZM156 14H158V15L160 16L159 13H156ZM165 14H167V12H166ZM165 14L163 13L162 17H163ZM182 14H183V13H182ZM187 14H188V13H187ZM189 14H190V13H189ZM199 14H198V15H199ZM217 14H218V17H221L219 13H217ZM240 14H241V13H240ZM21 15H20V16H21ZM45 15H46V14H45ZM49 15H50V14H49ZM68 15H73V14H70V13H69ZM90 15H91V13H90ZM105 15H106V14H105ZM115 15H116V14H115ZM126 15H127V14H126ZM126 15H125L124 17H126ZM132 15H133V14H131V16H132ZM134 15H135V14H134ZM134 15H133V18H134ZM139 15H140V14H139ZM139 15H138V16H139ZM147 15H148V14H147ZM151 15H149V16H151ZM158 15H157V17H159ZM171 15H172V14H171ZM185 15H186V14H185ZM190 15H192V14H190ZM201 15H202V14H201ZM221 15H222V14H221ZM223 15H225V14H223ZM11 16H12V15H11ZM13 16H14V15H13ZM13 16H12V17H13ZM17 16H18V15H17ZM34 16H35V15H34ZM42 16H43V15H42ZM42 16H41V17H42ZM57 16H59V15H57ZM73 16H74V15H73ZM100 16H101V15H99V17H100ZM131 16H129V17H131ZM138 16H137V12H136L135 18H137ZM143 16H144V15H143ZM206 16H208V14H207ZM237 16H239V15H237ZM248 16H249V15H248ZM22 17H23V16H22ZM24 17H26V16H24ZM46 17H47V16H46ZM104 17H105V16H104ZM104 17H103V18H104ZM107 17H108V16H107ZM141 17H142V16H141ZM141 17H139V18H140L139 20H141ZM167 17H170V16L167 14ZM209 17H210V16H209ZM215 17H216V16H215ZM250 17H251V16H250ZM5 18H6V17H5ZM10 18H11V17H10ZM10 18H6V19H10ZM15 18H16V17L14 16L13 19H15ZM31 18H30V19H31ZM38 18H40V17H38ZM38 18H36V20H37ZM54 18H55V16H54ZM63 18H64V17H63ZM66 18H67V17H66ZM73 18H74V17H73ZM83 18H84V17H83ZM100 18H101V17H100ZM165 18H166V15H165ZM171 18H172V17H171ZM190 18H191V17H190ZM210 18H211V17H210ZM222 18H223V17H221V18H217V20L219 21V19H220L221 21H223ZM225 18H226V16H225ZM234 18H235V17H234ZM238 18L241 20L243 17H242V18L238 17ZM11 19H12V18H11ZM59 19H60V18H59ZM78 19H79V18H78ZM98 19H99V18H98ZM162 19H163V18H162ZM162 19H161V20L159 19V20L162 21ZM166 19H167V18H166ZM166 19H164V20H166ZM179 19H181V22H182L183 19H182V18H179ZM179 19H178V20H179ZM207 19H209V18H207ZM228 19L231 20V18H228ZM239 19H237V20L239 21ZM1 20H2V19H1ZM31 20H34V18L31 19ZM36 20H34V23H35ZM65 20H66V19H65ZM82 20H83V19H82ZM103 20H104V19H103ZM125 20H126V19H125ZM130 20H131V19H130ZM133 20H134V19H133ZM136 20H137V19H136ZM167 20H168V19H167ZM167 20H166V22H168ZM169 20H171V19H169ZM173 20H175V19L172 18V20H171V21L173 22V24H174V21H173ZM176 20H177V19H176ZM204 20H205V19H204ZM234 20H235V19H234ZM9 21H10V20H8V22H9ZM12 21H13V20H11L10 23H12ZM44 21H45V20H44ZM66 21L68 22V20H66ZM86 21H87V20H86ZM121 21H123L124 24H122ZM143 21H145V20H143ZM151 21H152V23L154 22V20H151ZM183 21H184V23H185L186 20H183ZM210 21H211V20H210ZM8 22H7V23H8ZM13 22H15V20H14ZM46 22H47V21H46ZM118 22H119V23H118ZM129 22H130V21H129ZM158 22H159V21H158ZM187 22L189 23V21H187ZM201 22H202V21H201ZM208 22H209V21H208ZM213 22H215V21H213ZM213 22H212V23H213ZM228 22H230V21H228ZM228 22H227V23H228ZM235 22H236V21H235ZM245 22H246V21H245ZM248 22H249V21H248ZM10 23L7 24V25H11ZM18 23H19V22H18ZM53 23H54V22H53ZM53 23H52V24H53ZM79 23H80V22H79ZM87 23H88V22H87ZM104 23H105V22H104ZM107 23H108V22H107ZM115 23H116L117 25H115ZM136 23H137V22H136ZM138 23H139V21H138ZM140 23L143 24L141 21H140ZM154 23H155V22H154ZM159 23H160V22H159ZM161 23H165V21H162ZM176 23H178V22H176ZM184 23H183V24H184ZM190 23H191V22H190ZM196 23H197V22H196ZM203 23H204V22H203ZM205 23H206V22H205ZM212 23H211L210 25H212ZM225 23H226V20H225ZM231 23H232V22H231ZM15 24H16V23H15ZM15 24H13V25H15ZM59 24H61V23H59ZM65 24H66V22H65ZM82 24H84V22H83ZM85 24H86V23H85ZM88 24H89V23H88ZM94 24H95V23H94ZM105 24H106V23H105ZM108 24H109V23H108ZM129 24H132V23L130 22ZM141 24H140V25H141ZM144 24H146V26L148 25V24L145 23V22H144ZM144 24H143V25H144ZM150 24H151V23H150ZM165 24H166V23H165ZM183 24H182V25H183ZM213 24H214V23H213ZM216 24H217V23H216ZM219 24H220V23H219ZM222 24L224 25V23H222ZM237 24H238V23H237ZM245 24H247V23H245ZM255 24H256V23H255ZM2 25H3V24H0V27H1ZM5 25H6V23H5ZM16 25H17V24H16ZM24 25H25V24H24ZM32 25H33V24H32ZM57 25H58V24H57ZM103 25H104V24H103ZM111 25H112V24H111ZM127 25H128V24H127ZM134 25H135V24H134ZM153 25H154V24H153ZM163 25H164V24H162V26H163ZM167 25H169V24L167 23ZM199 25H202V23L199 24ZM214 25H215V24H214ZM214 25H212L213 28H214ZM225 25H226V24H225ZM229 25H230V24H228V26H229ZM231 25H232V24H231ZM231 25L229 26L230 29L232 28ZM11 26H12V25H11ZM11 26H9V28H10ZM17 26H18V25H17ZM27 26H29V25H27ZM37 26H38V25H37ZM37 26H36V27H37ZM45 26H46V25H45ZM53 26H54V25H53ZM58 26H60V25H58ZM67 26H69V24H68ZM71 26L73 27V25H71ZM84 26H86V25H84ZM100 26H101V25H99V27H100ZM129 26H130V25H129ZM129 26H128V27H129ZM150 26H151V27H150V30H152V29H151V28H152V24H151ZM154 26H156V23H155ZM158 26H159V25H158ZM158 26H156V28L153 27L154 30L151 31V32H153L154 34H155V32H157V31H158V32L161 31V33H162V32H163V33H168V32H167L168 26H167V29H164V27H159V28H157ZM164 26H165V28H166V25H164ZM185 26H186V24H185ZM190 26H192V24H190ZM216 26L218 27V24H217ZM216 26H215V28H216V31H217V27H216ZM221 26H222V25H221ZM226 26H227V25H226ZM226 26H225L224 28H226ZM234 26H235V25H234ZM234 26H233V27H234ZM247 26H248V25H247ZM247 26H246V27H247ZM259 26H260V25H259ZM3 27L6 28V27H8V26L5 27V26L3 25ZM15 27H16V26H15ZM15 27H13V28L15 29ZM18 27H19V26H18ZM82 27H83V26H82ZM128 27H127V29H128ZM133 27L136 28V29H138V30H137V33H138V31L140 30V28H141V29L143 28V32H144V33H145V31L147 32V30H146V28H145V25H144V26H142V25H141V26H137V24H136V26H133ZM133 27H132V25H131V27H129L130 31H128L129 29H128V30L126 29V32L128 31L127 33H125V32L122 33L124 30H123V31H120V33H121V35H122V36L120 35V36H121L120 39L123 40V42L121 41V42H122V43L120 42V43H121V44H120L121 46H120V45H119V46H120V47H123V48H125V46H127V48L125 49V53H123L124 51H122V48H121V49H120V47L118 48V49H120V52L123 53L122 55H124V58L127 57V58H129V59H131V60L133 59L134 61L136 60V61H138V62H140V63H142V64H143V63L146 64V65L143 64V65H144L143 67H141V66L138 65L137 63L134 64V65H132V67L134 68V69H133V70H134V74H133V76H134L135 79L132 78V80H131V79H129V78L127 77L128 80H129V82H128L129 85L131 84L130 81L132 82V86L130 85L131 88H132V90H134L135 87H136V88H137V87H141L140 89H142V87H144V86L146 85V83H147L148 80H150V79H153V80L156 79V78L158 77V76H157L158 71H161V70H162L161 67H162L163 64H165L164 62H166V61H167V62H166V63H167V64H166V65H167V68H166L164 71H165V73L167 72V74H168L167 76H168V78L170 79L169 76H172V71L176 72L175 70H169V69H170V64L174 61V60H172V59L170 58V55H173L172 53L175 52V50L173 51L174 48L172 49V47H171V49L168 48L169 50H167V49H165V48L162 46V47L164 48V49H162V48H161V45H159L160 42H158V45L160 46V49H158L156 46L153 45V43H154L153 41H154V40H152V43H151L149 40H146V41H149V42H150L149 44L152 45V46H149V44H148V45H146V46H148V47H145V44H146L145 42H146V41L143 42L144 44L141 43V42L143 41L144 38H146V37L148 38L149 36L146 35V37H145L144 34H143L142 36H140V37H142V38L144 37V38L141 40V42H140V44H143V46L140 45L139 43H138V44H139V46L144 47V48H147V49H145V50H140V49H141V47H140L139 50H140L141 52H139V50H137L139 47H137L136 50H131V51H129V52L127 53V50H129L128 47H130V45H131L132 47L135 46V45H137V38H135L136 40L132 38L133 33H134L133 31H135V29L132 30V36H131V28H133ZM183 27H184V26H183ZM192 27H193V26H192ZM194 27H195V26H194ZM207 27H208V26H207ZM219 27H220V26H219ZM219 27H218V28H219ZM235 27H236V28H240L239 26H238V27L235 26ZM9 28H8V29H9ZM13 28H11V29H13ZM27 28H28V27H26V29H27ZM69 28H70V27H69ZM84 28H85V27H83V29H84ZM93 28H94V27H93ZM93 28H92V29H93ZM104 28L107 29V28L105 27V25H104ZM104 28H103V29H104ZM160 28H163V30H160ZM169 28H170V27H169ZM187 28H188V27H186V29H187ZM229 28H227L226 30H228ZM236 28H232V33H233V32H236V34H237V30H236ZM243 28H244V27H243ZM1 29L3 30V28H0V30H1ZM28 29H29V28H28ZM40 29H41V28H40ZM40 29H39V30H40ZM44 29H45V28H44ZM86 29H87V28H86ZM89 29H91V28H89ZM89 29H87V30H89ZM105 29H104V30H105ZM108 29H109V28H108ZM112 29H113V26H112ZM147 29H148V27H147ZM173 29H174V28H173ZM179 29H180V28H179ZM199 29H200V28H199ZM201 29H202V27H201ZM219 29H220V28H219ZM222 29H223V28L221 27V31H220V32H222L223 35H224L225 29H223V30H222ZM233 29H235L236 31H233ZM246 29H248V28H246ZM2 30L0 31L1 33H2ZM23 30H24V29H23ZM57 30H58V29H57ZM57 30L54 29V28H48V27H46V31H49V32H50V31H52V32L55 31V33H56ZM69 30H70V31H69ZM69 30H68V31L71 32V28H70ZM75 30H76V29H75ZM114 30H115V29H113V33H114ZM119 30H118V31H119ZM144 30H145V31H144ZM175 30H176V29H174V32H175ZM188 30H189V28H188ZM208 30H209V29H205V30H202V32H204V33H210L209 31H211L212 29H210L209 31H208ZM244 30H245V29H244ZM40 31H41V30H40ZM84 31H85V30H84ZM90 31H91V30H90ZM96 31H97V30H96ZM98 31H99V30H98ZM98 31H97V32H98ZM115 31H117V30H115ZM154 31H155V32H154ZM182 31H185V29L182 30ZM190 31H191V30H190ZM228 31H229V30H228ZM238 31H240V29H238ZM6 32H7V29L5 30V33H6ZM21 32H22V31H21ZM23 32H24V31H23ZM42 32H43V31H42ZM85 32H87V31H85ZM104 32H105V31H104ZM109 32H110V31H109ZM111 32H112V31H111ZM148 32H150V31H148ZM211 32H212V31H211ZM213 32H214V31H213ZM213 32H212L211 34H212V36H215L216 33H214L215 35H213ZM218 32H219V31H217V34L220 35L221 33H218ZM247 32H248V30H247ZM249 32L251 33V31H249ZM255 32H256L257 34H256ZM258 32H259V34L261 33L260 37H262V34H264V29L262 30V28H260V29L257 28L256 31L253 32V33H254V34H253V39H252L251 36H249V37H251L252 40H255V38H257V37L259 36V35H258ZM17 33H18V31H17ZM90 33H91V32H90ZM92 33H93V32H92ZM99 33H100V32H99ZM105 33H107V34L109 35L108 31L105 32ZM105 33H104V34H105ZM129 33H130V35H129ZM163 33H162V34H163ZM177 33H179V32H177ZM188 33H189V32H188ZM190 33H191V32H190ZM190 33H189V34H190ZM225 33H226V35H229V34H230L229 32H228V33L225 32ZM242 33H243V32H242ZM242 33H240V34H242ZM3 34H4V33H3ZM13 34H14V33H13ZM19 34H20V33H19ZM28 34H29V33H28ZM31 34H32V33H31ZM44 34H45V33H44ZM56 34H58V33H56ZM76 34H78V33H76ZM80 34H81V33H80ZM86 34H88V32H87ZM97 34H98V33H97ZM124 34H125V35H124ZM134 34H135V33H134ZM148 34H149V33H148ZM171 34H174V33H171ZM189 34H187V36H188ZM238 34H239V33H238ZM240 34H239V35H240ZM29 35H30V34H29ZM36 35H37V34H36ZM40 35H41V34H40ZM46 35H47V34H46ZM93 35H94V34H93ZM108 35H107V36H108ZM150 35H152V34H150ZM175 35H176V34H175ZM182 35L184 36V34H182ZM182 35H181V36H182ZM192 35H193V34H192ZM200 35H201V33H200ZM205 35H206V34H205ZM209 35H210V34H209ZM226 35H224V36H226ZM233 35H234V34H233ZM239 35H235V36H239ZM257 35H258V36H257ZM65 36L67 37V35H65ZM65 36H64V37H65ZM81 36H82V35H81ZM88 36H89V35H88ZM97 36H101V35H97ZM110 36H111V37H109V38L111 39V41H113V40H114V41H115V40L117 41V40L119 39V38L117 37V34H116V33H115V34H112V35H110ZM130 36H131V37H130ZM152 36L154 37L155 35H152ZM165 36H166V34H165ZM168 36H169V34H168ZM171 36H172V35H171ZM197 36H198V35H197ZM202 36H204V35L202 34ZM221 36H222V35H221ZM224 36H223V38H224ZM235 36H234V37H235ZM241 36H242V38H244V39H248V38H247V37H248L247 35H246L247 37H245L244 34H243V35H240L239 38H241ZM243 36H244V37H243ZM6 37H7V36H6ZM35 37H36V36H35ZM37 37H39V36H37ZM77 37H79V36L77 35ZM82 37H83V36H82ZM129 37H130V40L127 39V38H129ZM153 37H152V39H153ZM156 37L158 38V36H156ZM156 37H155V38H156ZM161 37H162V36H161ZM169 37H170V36H169ZM172 37H173V36H172ZM199 37H201V36H199ZM204 37L206 38V36H204ZM208 37H209V36H208ZM234 37H233V40H231V38L229 37V39H228L227 41H226V38H225V43H223V46H222V47L224 48V46L226 47V45H228V44H229V45H232V44L235 45V44L237 43V40H238L239 38L236 40V38H234ZM4 38H5V37H4ZM40 38H41V37H40ZM55 38H56V37H55ZM79 38H81V37H79ZM84 38H85V37H84ZM84 38H83V39H84ZM98 38H99V37H98ZM104 38H106V37H104ZM131 38H132V39H131ZM150 38H151V37H150ZM155 38H154V39H155ZM214 38H215V37H214ZM220 38H221V37H219V39H220ZM227 38H228V37H227ZM29 39H30V38H29ZM36 39H37V38H36ZM61 39H62V38H61ZM77 39H78V38H77ZM81 39H82V38H81ZM88 39H89V38H88ZM95 39H97V38L95 37ZM101 39H102V38H101ZM101 39H99V40H101ZM148 39H149V38H148ZM168 39H169V38H168ZM182 39H184V38L182 37ZM206 39H207V38H206ZM209 39H210V40H209ZM211 39H212L211 37L208 38V39H207L208 42L211 41ZM219 39H218V41H219ZM244 39H242L241 41L244 42ZM249 39H250V38H249ZM12 40H14V39H12ZM24 40H25V39H24ZM127 40H128V41H127ZM144 40H145V39H144ZM150 40H151V39H150ZM158 40H159V39H158ZM160 40H161V39H160ZM160 40H159V41H160ZM169 40H170V39H169ZM173 40H174V42H175V39H173ZM214 40L216 41V38H215ZM222 40H224V39H222ZM239 40H240V39H239ZM239 40H238V43H239ZM257 40H258V39H257ZM76 41H77V40H76ZM79 41H81V40H79ZM109 41H110V40H109ZM125 41H126V42H125ZM166 41H168V40H166ZM215 41H214V42L211 41L210 43H211V44H213V43L215 44ZM246 41H247V40H246ZM24 42H25V41H24ZM27 42H28V41H27ZM81 42H82V41H81ZM97 42H98V40H97ZM168 42H169V41H168ZM176 42H177V40H176ZM176 42H175V45H176ZM180 42H181V40H180ZM200 42H201V41H200ZM204 42H205V41H204ZM223 42H224V41H223ZM243 42H242L241 44H243ZM251 42H252V41H251ZM25 43H26V42H25ZM99 43H100V42H98V46H100ZM107 43H108V42H107ZM113 43H114V42H113ZM113 43H111L112 45H110V44H109V45H110V48H111L112 50H115L116 47H117V44H113ZM156 43H157V39H156ZM156 43H155V45H156ZM163 43H164V42H163ZM170 43H172V42L170 41ZM170 43H169V44H170ZM210 43H209V44H210ZM220 43H221V42H220ZM256 43L258 44V46H257V47L255 46V48H254V45H255ZM256 43L253 45V48H252V44H253V43L250 45V44H249V41H248V44H249V46H251L250 48H249V47L246 48V46L244 45L245 43L243 44V45L245 46V48H244L243 46H242V47H243L242 49H241V47H240V48H237V47L231 48V49H232L231 51H229V52L227 51V52H228L227 54H228L229 56H232L231 59H230V57L228 56V57H229V60H228V61L232 63L233 60H235L234 58H235L236 56H238L239 54H242L243 56H242V57H239V56H240V55H239L238 58H243L244 55H245L246 57H244V60L250 62V65H251V64L254 65L255 63H259V64H261L262 61H261L260 59H262L261 57L263 56V51H264V50H263L264 41H263V40H260V42L258 41V42H256ZM1 44H2V43H1ZM27 44H28V43H27ZM90 44H91V43H90ZM93 44H94V42L92 43V45H93ZM169 44L167 45V44L164 43V44H162V45H165V46L167 45V46H169ZM172 44H173V43H172ZM177 44H178V43H177ZM191 44H192V43H191ZM203 44H204V43H203ZM205 44H206V43H205ZM5 45H6V44H5ZM109 45H108V46H109ZM128 45H129V46H128ZM173 45H174V44H173ZM178 45H179V44H178ZM201 45H202V44H201ZM216 45H217V44H216ZM221 45H222V44H221ZM1 46H2V45H1ZM1 46H0V47H1ZM25 46H26V45H25ZM79 46H80V45H79ZM81 46H83V45H81ZM88 46H90V45H88ZM103 46H104V45H103ZM103 46L101 45V47H103ZM137 46H138V45H137ZM159 46H158V47H159ZM167 46H166V48H167ZM170 46H171V45H170ZM170 46H169V47H170ZM176 46H177V45H176ZM195 46H196V45H195ZM205 46H206V45H205ZM208 46L210 47V49L212 48V47H211L212 45H211V46L208 45ZM29 47H30V46H29ZM93 47H94V45H93L92 47H90L89 50H86L88 47L85 49L87 52L90 51V53H88V54H92V55L94 54V53H92V52H95V49L97 48V45H95L94 48H93ZM104 47H106V45H105ZM155 47H156V48H155ZM174 47H175V46H174ZM182 47H183V45H182ZM209 47H208V48H209ZM213 47H214V46H213ZM215 47H216V46H215ZM228 47H229V46H228ZM232 47H233V46H232ZM13 48H14V47H13ZM23 48H24V47H23ZM69 48H70V47H69ZM72 48H73V47H72ZM74 48H75V47H74ZM74 48H73V49H74ZM81 48H82V47H81ZM144 48H143V49H144ZM216 48H217V47H216ZM2 49H3V46H2ZM65 49H66V48H65ZM83 49H84V47H83ZM214 49H215V48H214ZM214 49L212 48L211 50L213 51ZM220 49H221V47H220ZM220 49H219V50H220ZM5 50H7V49H5ZM8 50H9V49H8ZM67 50H68V49H67ZM70 50H71V49H70ZM74 50H75V49H74ZM104 50H106V49L104 48L103 51H104ZM187 50H188V49H187ZM211 50H210V51H211ZM215 50H216V49H215ZM215 50H214V51H215ZM222 50H223V51H222ZM222 50H220V51L224 52V50H226V49H222ZM0 51H2L1 48H0ZM72 51H73V50H72ZM78 51H79V48H78L77 52H78ZM86 51H85V53H86ZM3 52H6V51L3 50ZM8 52H9V51H8ZM73 52H74V51H73ZM77 52H76V53H77ZM104 52L107 53V51H104ZM115 52H116V51H115ZM117 52H118V51H117ZM215 52H216V51H215ZM218 52H219V51H218ZM218 52H216V53H218ZM225 52H226V51H225ZM102 53H103V52H102ZM140 53L142 54V56L140 55L142 58H139V57H140L139 55H138L139 57H137V54H140ZM175 53H176V52H175ZM219 53H220V52H219ZM219 53H218V54H219ZM83 54H84V53H83ZM103 54H104V53H103ZM108 54H111V53H108ZM115 54H117V53H115ZM199 54H200V53H199ZM224 54H225V53H224ZM232 54H233V55H232ZM235 54H238V55H236V56L233 58V56H234ZM86 55H87V54H86ZM98 55H99V54H98ZM205 55H206V54H205ZM205 55H204V56H205ZM247 55H250L251 57H247ZM95 56H96V55H95ZM105 56H106V55H105ZM174 56H175V54H174ZM226 56H227V55H226ZM52 57H53V56H52ZM92 57H93V56H92ZM108 57H109V56H108ZM115 58H116V57H115ZM205 58H207V57H205ZM213 58H214V57H213ZM218 58H219V57H216L215 60H217ZM238 58H236V60H239L240 62H241V60H243V59L240 60V59H238ZM100 59H101V58H100ZM100 59H99V60H100ZM112 59H113V58H112ZM193 59H194V58H193ZM211 59H212V58H211ZM223 59H224V57H223ZM227 59H228V58H227ZM75 60H76V57H75ZM95 60H96V59H95ZM99 60H98V61H99ZM122 60H123V59H122ZM131 60H129V61H131ZM208 60H209V59H208ZM224 60H225V59H224ZM263 60H264V58H263ZM102 61H103V60H102ZM102 61H101V62L99 61V62L102 63ZM116 61H117V60H116ZM134 61H133V62H134ZM206 61H207V59H206ZM212 61H213V60H212ZM212 61H210V62L213 64V65L211 64V67H212V69L215 68V70H216V69H217L216 67H217L218 62H215V63H217V64H214ZM260 61H261V63H260ZM95 62H96V61H95ZM104 62H105V61H104ZM106 62H107V61H106ZM113 62H114V60H113ZM225 62H226V60H225ZM240 62H239V64H240ZM242 62H243V61H242ZM242 62H241V64H242ZM97 63H98V62H97ZM107 63H109V62H107ZM191 63H192V62H191ZM202 63H204V61H202ZM205 63H206V65H208L207 62H205ZM234 63L237 64L238 62H237V63L234 62ZM245 63H246V62H244L243 65H245ZM263 63H264V62H263ZM39 64H40V63H38V65H39ZM45 64H46V63H45ZM114 64H115V63H114ZM183 64H184V62H183ZM196 64H197V63H196ZM239 64H238V65H239ZM241 64H240V65H241ZM103 65H104V64H103ZM112 65H113V64H112ZM112 65H111V67H112ZM147 65H148V66H147ZM184 65H185V64H184ZM199 65H200V64H199ZM204 65H205V64H204ZM204 65H203V66H204ZM206 65H205V66H206ZM261 65H262V64H261ZM104 66H106V64H105ZM145 66H146V67H145ZM181 66H182V65H181ZM187 66L190 67V65H187ZM197 66H198V64H197ZM205 66H204V69L207 68V69L209 70V68H208L207 66H206V67H205ZM228 66H229V65H226V67H228ZM232 66H233V65H232ZM232 66H231V68H232ZM255 66H256V65H255ZM106 67L108 68V65H107ZM114 67H116V65H115ZM200 67H202V66H200ZM211 67H210V68H211ZM222 67H223V66H222ZM222 67H221V68H222ZM224 67H225V65H224ZM226 67H225V68H226ZM233 67H235V66H233ZM243 67H244V66H243ZM250 67H253V66H250ZM259 67H260L261 72L264 74V65H263V66H260V65H259ZM57 68H58V67H57ZM104 68H105V67H104ZM187 68H188V67H187ZM198 68H199V67H198ZM219 68H220V66H219ZM228 68H229V67H228ZM231 68H230L229 72H228V70H227V71L224 70V72H225V71H226V73L228 72V76H229V77H230V75H231V77H232V75H234V74H233V71H232ZM240 68H241V67L239 66V69H240ZM245 68H248V66H246ZM245 68H243V69L246 70ZM94 69H95V68H94ZM111 69H112V68H111ZM138 69H139V70H138ZM188 69H189V68H188ZM201 69H202V68H201ZM204 69H203V70H204ZM254 69H256V68H254ZM113 70H115V68H113ZM129 70H130V69H129ZM183 70L185 71L184 74L187 75L186 70H185V69H183ZM190 70H191V69H190ZM203 70H202V72H203ZM235 70H238V68H237V69L235 68ZM240 70H242V68H241ZM248 70H249V68L247 69V71H248ZM260 70H259V71H260ZM52 71H53V70H52ZM52 71H50V72H52ZM71 71H72V70H71ZM79 71H80V70H79ZM125 71H126V70H125ZM199 71H200V70H199ZM220 71H221V69H220ZM222 71H223V69H222ZM238 71H239V70H238ZM255 71H256V70H255ZM255 71H254V72H255ZM257 71H258V70H257ZM54 72H55V71H53V74H54ZM67 72H68V71H67ZM69 72H70V71H69ZM80 72H81V71H80ZM95 72H96V70H95ZM95 72H94V73H95ZM97 72H98V71H97ZM113 72H114V71H113ZM115 72H116V70H115ZM117 72H118V71H117ZM181 72H182V71H181ZM205 72H206V71H205ZM208 72H209V71L206 72L207 75H208ZM212 72L215 73L214 71H212ZM216 72H217V71H216ZM245 72H246V71H245ZM12 73H13V72H12ZM77 73H78V72H77ZM77 73H76V75H77ZM87 73H88V72H87ZM99 73H100V72H99ZM177 73H178V72H177ZM209 73H210V72H209ZM226 73H225V74H226ZM234 73L236 74L235 71H234ZM240 73H242V71H241ZM240 73L237 72V74H240ZM257 73H258V72H257ZM257 73H255V75H256L257 77H256L255 79L252 78L253 81H250V80H251V79H250V80H249V84H251V85H252V84H254V85H256V84H257V85H261V84L264 83V79H262L261 77L258 78ZM33 74H34V73H33ZM36 74H37V73H36ZM66 74H67V73H66ZM66 74H65V75H66ZM105 74H107L106 71H105ZM182 74H183V73H182ZM202 74H204V73H201V75H202ZM206 74H204V75H206ZM211 74H212V73H210L208 76H210ZM222 74H223V73H222ZM245 74L248 75L249 73L246 72ZM251 74H254V73H251ZM34 75H35V74H34ZM55 75H56V74H55ZM62 75L64 76V74H61V72H60L58 76H61V77H62ZM72 75H73V74H72ZM72 75H71V76H72ZM100 75H101V74H100ZM100 75H99V76H100ZM108 75H109V74H108ZM117 75L120 76L119 73H118ZM117 75H116V76H117ZM127 75H128V74H127ZM66 76H67V75H66ZM78 76H79V75H78ZM86 76H87V75H86ZM99 76H98V77H99ZM118 76H117V77H118ZM133 76H132V77H133ZM208 76H206V77L208 78L209 84H210V81H211V83L215 81L214 79L216 78V76H215V78H214V75H211V76L213 77V79H212V77H211V80H209L210 78H209ZM217 76H218V74H217ZM223 76H224V75H220V77H222V78H223ZM253 76H254V75H253ZM259 76H260V75H259ZM7 77H8V76H7ZM13 77H14V76H13ZM40 77H41V76H40ZM73 77H74V75H73ZM80 77H81V75H80ZM87 77H88V76H87ZM124 77H126V74H125ZM206 77H205V78H206ZM225 77H226V76H225ZM229 77H228V78H229ZM233 77H235V76H233ZM238 77H239V76H238ZM241 77H243V75H241ZM1 78H2V77H1ZM31 78H32V77H31ZM31 78H29V79H31ZM35 78H36V77H35ZM35 78H34V79H35ZM59 78H60V77H59ZM89 78H90V77H89ZM96 78H97V77H96ZM102 78H103V77H102ZM110 78H111V77H110ZM130 78H131V77H130ZM199 78H200V77H199ZM205 78H203V80H204ZM207 78H206V79H207ZM217 78H218V77H217ZM226 78H227V77H226ZM226 78H225V80L227 81L228 78H227V79H226ZM235 78H236V77H235ZM74 79H75V78H74ZM74 79H73V80H74ZM82 79H83V78H82ZM108 79H109V78H108ZM164 79H165V78H164ZM229 79H231V78H229ZM237 79H238V78H236V80H235V79L233 78V80H235L234 83H236ZM239 79H240V78H239ZM19 80H20V79H19ZM26 80H27V79H26ZM55 80H56V79H55ZM55 80H54V81H55ZM59 80H60V79H59ZM90 80H91V79H90ZM105 80H106V79H105ZM217 80H218V79H216V81H217ZM219 80H220L221 85H222V83L225 84V82H226V81L224 82V79H222L223 82H222L221 79H219ZM38 81H39V80H38ZM60 81H61V80H60ZM66 81H67V78H66ZM94 81H95V79H94ZM101 81H102V80H101ZM160 81H161V80H160ZM164 81H165V80H164ZM231 81H232V80H231ZM247 81H248V80H247ZM247 81H246V84H248ZM17 82H18V81H17ZM17 82H16V83H17ZM45 82H47V81H45ZM84 82H85V81H84ZM90 82H92V81H90ZM206 82H207V80L205 81V84H206ZM228 82H229V81H228ZM228 82H226V83H228ZM232 82H233V81H232ZM22 83H23V82H22ZM27 83H28V81H27ZM38 83H39V82H38ZM61 83H62V82H61ZM66 83H67V82H66ZM70 83H71V82H70ZM82 83H83V82H82ZM95 83H97V82H95ZM152 83L154 84V82H152ZM152 83H151V84H152ZM159 83H160V82H158V84H159ZM164 83H165V82H164ZM216 83L218 84L219 81H217ZM220 83H219V84H220ZM239 83H240V82H239ZM32 84H33V83H32ZM42 84H44L43 81H42ZM42 84H41V85H42ZM93 84H94V83H93ZM107 84H108V83H107ZM156 84H157V83H156ZM160 84H161V83H160ZM160 84H159V86H160ZM212 84H213V83H212ZM237 84H238V83H237ZM246 84H245V88L242 86V87H243L242 89H237L236 92L234 91L235 98L232 97V96H234V94H232L233 92L231 93L232 90L230 91V93H231L230 95H232V96H229V97L226 96V97H228V99H230V97H232V99L234 98L233 100H232V99H231V100H226V102L222 100V101L224 102L225 108H226V105H227V104L231 105V107L229 106V107L231 108V110H229L230 108L227 106V109H226V111H225V114H226V115H227V114L229 115V113H231L232 115L234 114V116H235V111L233 112V110L237 108L238 105H236V104H237L238 101H239V103H238L239 105L242 103V101H244V102H243V103H244V104H243L244 107L247 106V105H250L249 103H252V102H253L252 108H250V111H251V112H252V110H254L253 107H255V108H256V107H257V108L259 107L258 104L261 103V102H260L261 100H259V97H260L261 95H259V97H258V100H259V101H258V100H257V96H258L257 94H260V93L262 94V92H259V93H258V90L255 89V90H257V94H256V93H254V91H253V94H254V95L256 94V95H255L256 101L259 102V103L255 104V106H254V103H255L256 101L254 102V101H253V98H248L247 96L244 95V92H249L250 89H251L250 87L247 88V86H248L249 84H248V85H246ZM38 85H39V84H38ZM47 85H49V84H47ZM54 85H55V84H54ZM63 85H64V84H63ZM71 85H73V84H71ZM90 85H91V84H90ZM97 85H99V84H97ZM102 85H104V84H102ZM102 85H101V86H102ZM147 85H148V84H147ZM163 85H164V84H163ZM221 85H220V86H221ZM228 85L230 86L231 83L228 84ZM234 85H235V84H234ZM234 85L232 86V88L234 87L233 89H236ZM238 85H239V84H238ZM240 85H241V84H240ZM254 85H253V86H254ZM21 86H22V85H21ZM51 86L53 87V84H52ZM51 86H50V87H51ZM67 86H68V85L63 86V87H66V88H67ZM154 86H155V85H154ZM211 86H212V85H211ZM223 86H224V87H223ZM236 86H237V85H236ZM249 86H250V85H249ZM262 86H263L262 88H264V85H262ZM5 87H6V86H5ZM15 87H16V86H15ZM52 87H51V88H52ZM56 87H58V86H56ZM56 87H54V88L56 89ZM71 87H72V86H71ZM93 87H94V86H93ZM109 87H110V86H109ZM157 87H158V86H157ZM212 87H214V85H213ZM215 87H219V86H218V85H217V86L215 85ZM222 87H223V90H224L225 85H222ZM230 87H231V86H230ZM230 87H229V88H230ZM237 87H238V86H237ZM16 88H17V87H16ZM21 88H22V87H21ZM40 88H41V87H40ZM44 88H45V87H44ZM59 88H61V86H60ZM59 88H58V89H59ZM68 88H69V87H68ZM79 88H80V87H79ZM99 88H100V87H99ZM120 88H121V87H120ZM123 88H124V87H123ZM123 88H122V89H123ZM147 88H148V87H147ZM240 88H241V87H240ZM252 88H254V87H252ZM255 88H256V87H255ZM258 88H259V87H258ZM262 88H261V89H262ZM19 89H20V88H19ZM19 89H15V92H16V90H19ZM35 89H36V88H35ZM69 89H70V88H69ZM75 89H76V88H75ZM90 89H91V88H90ZM110 89H111V88H110ZM122 89H121V90H122ZM128 89H129V88H128ZM161 89H163V87H162ZM161 89H160V91H161ZM211 89H212V88H211ZM225 89H226V88H225ZM243 89H244V90H243ZM259 89H260V88H259ZM261 89H260V91H262ZM22 90H23V89H22ZM33 90H34V89H33ZM47 90H48V89H46V92H47ZM59 90H60V92H61V89H59ZM62 90H63V88H62ZM65 90H66V89H65ZM72 90H73V89H72ZM121 90H120V91H121ZM137 90H138V88H137ZM145 90H147V89H146V86H145ZM200 90H201V89H200ZM213 90H214V89H212V91H213ZM216 90H218L217 92H220L218 88H217ZM221 90H222V88H221ZM223 90H222V91H223ZM227 90H230V89H228V86H227L226 91H224V92L227 93ZM12 91H13V90H12ZM53 91H54V89H53ZM89 91H90V90H89ZM112 91H113V90H112ZM148 91H150V90H148ZM164 91H165V90H162L161 93H163ZM168 91H169V90H168ZM222 91H221V92H222ZM13 92H14V91H13ZM49 92H50V90H49ZM51 92H52V91H51ZM51 92H50V94H49V97L51 96ZM55 92H56V91H55ZM57 92L59 93V91H57ZM57 92L55 93L56 96H57ZM143 92H144V89H143ZM165 92H166V91H165ZM171 92H172V91H171ZM187 92H188V91H187ZM221 92H220V93H221ZM9 93H10V92H9ZM24 93H25V92H24ZM52 93H53V92H52ZM67 93H69V90H68ZM67 93H66V94H67ZM73 93H74V92H73ZM75 93H76V91H75ZM84 93H85V92H84ZM147 93H148V94H147V96H146L145 99H151V98H155V99H157V98H161V97H163V96H162L163 94H160L159 92H155L154 94L149 93V92H147ZM191 93H192V92H191ZM214 93H215V92H214ZM249 93H250V92H249ZM10 94H11V93H10ZM13 94H14V93H13ZM18 94H19V93H18ZM55 94H53V95L51 96V97H52V98L50 99L51 101H52V99H54V95H55ZM64 94H65V93H64ZM66 94H65V95H66ZM165 94H166V93H165ZM165 94H164V95H165ZM218 94H219V93H217V96H218ZM223 94H224V93H223ZM251 94H252V93H251ZM33 95H34V94H33ZM33 95H32V97H34V99H35V96H33ZM61 95H62V94H61ZM135 95H136V94H135ZM188 95H189V94H188ZM201 95H202V94H201ZM208 95H209V94H208ZM214 95H215V94H214ZM220 95H221V94H220ZM224 95H225V94H224ZM263 95H264V94H262V96H263ZM10 96H11V95H10ZM25 96H26V94H25ZM28 96H29V95H28ZM28 96H27V97H28ZM39 96H40V97H43V101H44V98H45L44 95H42V93H41V94H39ZM63 96H64V95H62V96L58 95V96L55 97V98L60 97V98H59V100H60L61 97H63ZM76 96H77V94H76ZM189 96L191 97V94H190ZM194 96H195V95H194ZM197 96H199V94H198ZM197 96H195V97H197ZM206 96H207V95H206ZM217 96L215 95V97H217ZM222 96H223V95H222ZM262 96H261V97H262ZM11 97H13V96H11ZM16 97H18V96H16ZM47 97H48V96H46V99H47ZM211 97H212V96H211ZM213 97H214V96H213ZM213 97H212V98H213ZM215 97H214V98H215ZM1 98H3V97H1ZM5 98H6V97H5ZM14 98H15V97H14ZM20 98H21V97H20ZM20 98H19V99H20ZM30 98H31V95H30ZM30 98H29V99H30ZM177 98H178V97H177ZM177 98H175V99H177ZM207 98H210V97L207 96L206 99H207ZM221 98H223V97H217V100H213V101H214V105L216 104L217 107H219V108H220V105H221V106L223 105V103L220 102L221 104L219 105V104H218L219 102L215 103V101H221V100H219V99H221ZM263 98H264V96H263ZM7 99H8V97H7ZM10 99H11V98H9V100H7V102L10 101ZM16 99H17V98H16ZM23 99H24V98H23ZM31 99L33 100V98H31ZM48 99H49V98H48ZM79 99H80V98H79ZM163 99H164V98H163ZM196 99H197V98H196ZM199 99H201L200 96L198 97V101H199ZM0 100H1V99H0ZM25 100H26V99H25ZM35 100H36V99H35ZM40 100H41V99H40ZM57 100H58V99H57ZM80 100H81V99H80ZM171 100H172V99H171ZM173 100H174V99H173ZM173 100H172V101H173ZM3 101H4V100H3ZM14 101H15V100H14ZM19 101H21V99H20ZM38 101H39V97H38ZM166 101H167V99L165 98V102H166ZM169 101H170V98H169ZM202 101H203V100H200V102H202ZM204 101H205V100H204ZM209 101H212V100H208L207 104H208V103H209V104L212 103V105H213V101H212V102H209ZM47 102H48V100H47ZM81 102H82V100H81ZM145 102H146V101H145ZM174 102H175V101H174ZM178 102H179V101H178ZM5 103H6V102H5ZM69 103H70V101H69ZM89 103H90V101H89ZM96 103H97V101H96ZM146 103H147V102H146ZM166 103H167V102H166ZM171 103H172V102H171ZM205 103H206V102H205ZM225 103H226V104H225ZM9 104H11V103H9ZM20 104H21V103H20ZM80 104H81V103H80ZM134 104H135V103H134ZM149 104H150V103H149ZM149 104L147 105V107H151ZM154 104H155V103H154ZM196 104H198V103H196ZM209 104H208V105H209ZM261 104L264 105V103H261ZM47 105H48V103H47ZM58 105H59V104H58ZM78 105H79V104H78ZM81 105H82V104H81ZM161 105H162V104H161ZM161 105L159 104V106H161ZM163 105H164V104H163ZM173 105H174V104H173ZM176 105L179 106L180 104H176ZM176 105H175V106H176ZM199 105H200V104H199ZM204 105H205V107H207V108L209 109V106H210V105H209V106L206 105V104H204ZM216 105H215L214 107H216ZM241 105H242V104H241ZM243 105H242V106H243ZM15 106H16V105H15ZM29 106H30V105H29ZM75 106H77V105H75ZM134 106H135V105H134ZM140 106H141V105H140ZM171 106H172V105H171ZM197 106H198V105H197ZM201 106H202V105H201ZM234 106H235V107H234ZM11 107H12V106H11ZM92 107H93V106H92ZM154 107H156V106H154ZM167 107H168V104H167V105L165 104V108H166V109L163 108V107H162V108L165 109V110L167 111ZM191 107H192V106H191ZM214 107H213V110H214ZM217 107H216V108H217ZM232 107H234V108H232ZM250 107H251V106H250ZM13 108H14V107H13ZM13 108H12V109H13ZM74 108H75V107H74ZM169 108L171 109L170 106H169ZM175 108H176V107H175ZM182 108H183V106H182ZM202 108H203V107L200 108L201 111H199V108L197 109L199 112H201V116H202V111H203V109H204V108H203V109H202ZM210 108H211V107H210ZM222 108H223V106H222ZM225 108H224V109H225ZM228 108H229V109H228ZM151 109H152V107H151ZM154 109H155V108H154ZM159 109H160V107H159ZM178 109H179V108H178ZM178 109H177V111H178ZM195 109H196V107H195ZM238 109H240V107L237 108V110H238ZM258 109H259V108H258ZM260 109H261V112H262V107H261V106H260ZM21 110H22V109H21ZM54 110H55V109L53 108V111H54ZM155 110H156V109H155ZM168 110H169V109H168ZM216 110H217V109H216ZM227 110H228V111H227ZM237 110H236V112H237ZM248 110H249V109H247V112H248ZM263 110H264V109H263ZM14 111H16V110L14 109ZM17 111H18V110H17ZM60 111H61V110H60ZM170 111H171V110H169L168 112L171 114ZM174 111H175V112H174ZM174 111H173V107H172V112L176 113V109H175ZM181 111H182V113L185 115L186 112H183V110H180L179 112H177V114H179V115H177V116H180V115L182 114ZM204 111H205V109H204ZM209 111H211V112H210L209 115H207V116L209 117V120H208V121H210V122L212 121V122H213V118H214V116L216 117L217 114L214 113L215 111H213V114H212V109L209 110ZM217 111L219 112V110H217ZM220 111H221V108H220ZM250 111H249L248 114H247V112H245V114H246L247 116H248V115H251V114H250ZM168 112H167V115H168ZM199 112H198V113H199ZM206 112H208V111H206ZM239 112H241V110H240ZM254 112H255V111H254ZM72 113H73V112H72ZM83 113H84V112H83ZM133 113H134V112H133ZM138 113H139V112H138ZM208 113H209V112H208ZM220 113L222 114L223 111H221ZM220 113H219V114H220ZM8 114H9V113H8ZM8 114H7V115H8ZM66 114H67V113H66ZM190 114H192V112H191ZM190 114H189V115H190ZM258 114H259V115H258ZM258 114H256V116H258V117H256V116H255V117H256L257 119H258V118L260 119L259 116H261V114L263 115V113H260L259 110H258ZM19 115H20V114H19ZM68 115H69V114H68ZM68 115H67V116H68ZM124 115H126V114H124ZM155 115H156V114H155ZM163 115H164V114H163ZM171 115H173V114H171ZM171 115H168V116H170V118H169L170 120H171V119H174V118L176 117V116H175V117L173 116V117L171 118ZM189 115H188V116H189ZM192 115H193V114H192ZM205 115H206V114H205ZM222 115H224V114H222ZM222 115H219V116H222ZM240 115H241V114H240ZM21 116H22V115H21ZM39 116H40V115H39ZM56 116H58V115H56ZM67 116H66V117H67ZM135 116H136V115H135ZM158 116H159V115H158ZM182 116H183V115L180 116V120L182 119ZM188 116H187V117H188ZM234 116H233L232 119H235ZM241 116H242V115H241ZM244 116H245V115H244ZM70 117H71V116H70ZM73 117L76 118V116H73ZM73 117H71V118H73ZM138 117H139V115H138ZM184 117H185V116H184ZM194 117H195V114H194ZM197 117H198V116H197ZM205 117H206V116H205ZM208 117H206V118H208ZM217 117H218V116H217ZM227 117H228V116H227ZM237 117H238V116H237ZM250 117H251L250 119H252V120L255 118V117L252 118V116H250ZM38 118H39V117H38ZM77 118H78V117H77ZM81 118H82V117H81ZM81 118H80V120H81ZM93 118H94V117H93ZM127 118H128V117H127ZM178 118H179V117H178ZM200 118H201V117H200ZM200 118H199V119H200ZM222 118H223V117H222ZM224 118H225V116H224ZM228 118H229V117H228ZM230 118H231V116H230ZM230 118H229V119H230ZM238 118H240V117H238ZM243 118H244V117H243ZM247 118H248V117H247ZM108 119H109V117H108ZM134 119H135V118H134ZM145 119H146V116H145ZM175 119H176L175 123L179 121V120L177 121V118H175ZM184 119H185V118H184ZM184 119H183V120H184ZM225 119H226V118H225ZM240 119H241V118H240ZM240 119H237V121L240 120ZM250 119H249V120H250ZM71 120H74V119H71ZM142 120H143V119H142ZM152 120H153V119H152ZM152 120H151V121H152ZM188 120H189V119H188ZM190 120H191V117H190ZM190 120H189V121H190ZM197 120H198V119H197ZM216 120L218 121V118H217ZM227 120H228V119H227ZM227 120H226V121H227ZM252 120H250V121H252ZM74 121H75V120H74ZM90 121H91V119H90ZM125 121H126V119H125ZM149 121H150V119H149ZM172 121H173V120H172ZM181 121H182V120H181ZM189 121H187V119L184 120V122H187V124L189 123ZM198 121H200V120H198ZM198 121H197V127L199 126V127H198L199 129L196 127V124H195V126L193 125V124H194V123H193V120L191 121V122H192V126H191V127H193L194 129L196 128V131H195V132H198L197 135H198V137H200V136H199V132L201 131L200 128H201V127H202V128H203V127L208 128V127H207V123H206L205 126H203V125L205 124V121H203V118H202V121L204 122V124H203L202 126L198 125V123L200 124V122H201V121H200V122H198ZM208 121H207V122H208ZM214 121H215V119H214ZM222 121H223V120H222ZM224 121H225V120H224ZM226 121H225V122H226ZM228 121H229V120H228ZM228 121H227V125H230V124H229L230 122H228ZM246 121H248V120L245 118V121L243 120V122L246 123ZM250 121H249V122H250ZM77 122H78V121H77ZM77 122H76V123H77ZM131 122H132V120H131ZM136 122L138 123V120H137ZM140 122H141V120H140ZM152 122H153V121H152ZM179 122H180V121H179ZM182 122H183V121H182ZM182 122H181V123H182ZM184 122H183V123H184ZM203 122H202V123H203ZM235 122H236V120H235ZM80 123H81V122H79V124H80ZM85 123H87V122H85ZM111 123H112V122H111ZM113 123H114V120H113ZM113 123H112V124H113ZM148 123H149V122H148ZM171 123H172V122H171ZM214 123H215V122H213V125H214L213 128L216 129L215 126H216L217 122H216V124H214ZM222 123H223V122H222ZM222 123H221V124H222ZM233 123H234V122H233ZM238 123H239V122H238ZM247 123H248V122H247ZM247 123H246V124H247ZM83 124H84V121H83V119H82V126H83ZM90 124L92 125V122H90ZM119 124H120V123H119ZM150 124H151V123H150ZM161 124L163 125L164 123H161ZM161 124H160V126H161L160 128H163V126H162ZM178 124H179V123H178ZM211 124H212V123H211ZM211 124H210V125H211ZM219 124H220V121H219ZM221 124H220V126H222ZM251 124H252V123H251ZM84 125H85V124H84ZM86 125H87V124H86ZM91 125H90V126H91ZM109 125H110V124H109ZM126 125H127V122H126ZM170 125H171V124H170ZM173 125H174V124H173ZM182 125H183V124H182ZM188 125H189V124H188ZM213 125H211V126H213ZM217 125H218V124H217ZM223 125H224V124H223ZM225 125H226V124H225ZM232 125H234V124H232ZM247 125H248V124H247ZM247 125H246V126H247ZM256 125L258 126L259 124L257 123ZM10 126H11V125H10ZM118 126H119V125H118ZM118 126H117V127H118ZM147 126H148V125H147ZM158 126H159V125H158ZM184 126H185V124H184ZM184 126H182V127H184ZM208 126H209V125H208ZM234 126L236 127L237 124L234 125ZM25 127H26V126H25ZM75 127H76V126H75ZM117 127H116V128H117ZM125 127H127V126H125ZM125 127H124V128H125ZM134 127H135V126H134ZM140 127H141V126H140ZM143 127H144V126H143ZM156 127H157V126H156ZM165 127H166L167 129H169L171 126L169 127V125H168V127H167V125H166ZM186 127H187V126H185L184 129H185ZM209 127H210V126H209ZM217 127H218V126H217ZM253 127L256 128L255 125H253L252 128H253ZM61 128H62V127H61ZM66 128H67V127H66ZM85 128H86L85 130H88V132H89V128H87V126H86ZM91 128H92V127H91ZM150 128H152V127H150ZM176 128H179L178 125H176ZM180 128H181V124H180ZM187 128H190V126L187 127ZM193 128H191V129H193ZM219 128H220V127H219ZM219 128H218V129H219ZM225 128H226V126H225ZM227 128H228V127H227ZM231 128H232V127H230V128L228 129V133L230 132L229 135L231 134V135L233 136V134H232V132H231L232 130H230ZM249 128H251V125H250ZM252 128H251V129H252ZM10 129H12V128H10ZM94 129H95V123H94ZM126 129H127V128H126ZM140 129H141V128H140ZM173 129H175V127L172 128V131H175V133H176V129H175V130H173ZM181 129H182V128H181ZM197 129H198V131H197ZM204 129H205V128H203V130H204ZM209 129H210V128H209ZM214 129H212V130H214ZM233 129H235V128L233 127ZM4 130H5V129H4ZM59 130H60V129H59ZM153 130H155V128H153ZM160 130H161V129H160ZM165 130H166V129H165ZM165 130H164V131H165ZM169 130H170V129H169ZM178 130H179V129H178ZM212 130H210V135H212L213 138H215V136H217L218 134L215 135L216 130L214 131L215 133L212 132ZM236 130H237V129H236ZM236 130H235V131H236ZM253 130H254V129H253ZM253 130H252V131H253ZM10 131H11V130H10ZM61 131H62V130H60V132H61ZM93 131H94V130H93V128H92V132H93ZM113 131H114V129H113ZM134 131H135V130H134ZM164 131H163V132H164ZM167 131H168V130H167ZM167 131L164 132V134L166 133V135H165L166 140L163 139L164 142H165V144H166V141L169 140V139H167V137L169 136L168 134L171 132V130H170V132H168V134H167ZM179 131H180V130H179ZM185 131H186V130H185ZM187 131H188V133H187ZM187 131H186L185 133H187V135H189V130L187 129ZM205 131H208V129H206ZM219 131H220V130H219ZM221 131H222V132H221L222 134H223V132L225 131V130H223V126H222V128H221ZM114 132H116V131H114ZM114 132H113V134H114ZM151 132H152V131H151ZM151 132H150V133H151ZM161 132H162V131H160V133H161ZM182 132H183V131L177 132V134H178V135L180 134L181 136H184L185 133L182 135ZM191 132H193L194 135L196 134V133L194 132V130L191 131ZM202 132H203V131H202ZM202 132H201V136L203 137L205 134L202 135ZM225 132H226V131H225ZM225 132H224L223 136L225 135ZM236 132H237V131H236ZM255 132H256V130L254 131V133H255ZM257 132H258V131H257ZM262 132H263V130H262ZM86 133H87V132H86ZM93 133H95V132H93ZM102 133H103V132H102ZM153 133H154V132H153ZM153 133H152V134H153ZM173 133H174V132H173ZM175 133H174V134H175ZM204 133H205V132H204ZM208 133H209V131H208ZM212 133H214V134H212ZM219 133H220V132H219ZM221 133H220V135H219L218 137L221 136ZM228 133H227V135H228ZM54 134H55V132H54ZM58 134H60V133H58ZM107 134H108V131H107ZM121 134H122V132H121ZM152 134H151V136L149 135L150 137L148 136V137L150 138V141H151V139H152ZM154 134H156V133H154ZM154 134H153V135H154ZM164 134H163V135H164ZM190 134H191V133H190ZM234 134H235V132H234ZM259 134H261V133H259ZM262 134H263V133H262ZM13 135H14V134H13ZM156 135H157V134H156ZM161 135H162V134H161ZM194 135H193V136H194ZM210 135H208V136H209V139L206 137V138L208 139V140H206V141H209V140L212 139V138L210 137ZM251 135H252V134H251ZM253 135H256V134H253ZM11 136H12V135H11ZM41 136H42V135H41ZM104 136H105V135H104ZM109 136H110V135H109ZM145 136H146V135H145ZM170 136H171V135H170ZM170 136H169V138H170ZM172 136H173V134H172ZM176 136H177V135H176ZM189 136L191 137V135H189ZM189 136H188V137L185 136L186 138H182V139L179 138V139H180V142H179V145H177V146H179V147H175V146H174V144H176V143H174V142H176V141H175V139H174L175 136H173V139H174V140H173V143H174V144H173V143L171 144V141H172L171 138H172V137L170 138V143H169V144H171V145H173V146H166L165 148L162 147L161 150H160L161 147L159 148V146L163 143V142H161V141H162V137H161V140H160V145H159V143H158L157 141H155V142L158 143V144H157V143H156V144L159 145V146H158V149H159V150L157 151V149H156V151H155V149H154V150H153L154 153H153V152L151 153V154H153V155H151L150 158L162 159V162H161L160 164H158L157 167L153 164V166H155V168L153 169V172H156V173L159 172V171L161 170V165L163 166V165H165V163H168V164H167L168 166H169V164L172 165V167H173V164H174V166H175V164H176L177 167L180 166L179 164H181L180 168H181L182 165H183V168H181L182 170L179 169V171H178V169L176 168L179 177H180V175H183V173H185L186 171L189 172L188 175H191V176L189 177V176L185 173V174L188 176V178H189V180H188V182H187V185H186L187 188H188L187 191H186V193L182 194V192H181L180 197H178V195H176V199H171V200H169V201L167 200V201H168V202H167V205H165L164 207L162 206V207L158 208V210H159L158 213H157L155 216H153L152 218L148 219V221H149V226H151L152 224L154 225V224H163V223H167V222H169L170 219H172V218L174 219V217L180 216V213H184V211H188V212H189V211H192V210L194 209V207H198V209H197V208H196V209H197V212H198V216H199V217H196L191 223L188 224V225H189V228H182L181 231H180L179 233L176 234V237H178V239H179V238H180V239H181V238H183V239L188 238V239H189V237L191 236L192 238H196V239H197V238L199 239V237H202L203 240H204L205 237H206L207 235H208V236H210V235H214V236H219V237L223 236V239L228 240V241H229V240H232V241H233V239H235L236 236H233L232 233H231V231L234 230V232H235V231L237 230V228H236V230H235V229H232L231 227L224 228L225 225L228 226V225H230V224H234L235 222H240V221H242V220H245V221L247 220V221H250V222H251V221L254 220L255 218H256V219H259V218L256 217L257 214L254 215V212L258 209V207H263V205H264V180L262 181V179H264V178H261V176L259 177V175L262 174V172H261L262 168L260 167V166H262V162H260V164H259V170L261 169L260 172H259V170H258V172L256 171V170L258 169V166H257V165H258L259 162H257V165H256V163H255V166H257V167H254V166H253L255 172H257V174H256L257 176L255 175V172H254L253 175H255L256 177H252L251 175L247 176L248 174H246V172H245V173H244V172H243V173H241V172L239 173V169H238V172H237V173H231V172L229 173V171H228V173H226L227 170H229V168L227 167L228 165H226L227 169H225V167H224V169L226 170V172L222 173L221 175H219V174H218V175L215 174L216 176H214L213 171H212V170H213V166H211L212 169H211V168H209V169H210V171H212V175L214 176V178L212 177L213 180H212L211 182H209V181H208V178L211 177V176H210V175H211V174H210L211 172H209V169H208V171H207L205 168L200 167V165H202V164H199V163H200V160H199V159H200V157H203V158H204L205 155H204V156H201V155H203L204 153H207V154H206V157H207L206 159H207V160H210L209 158H211V156H213V155L216 154L215 152H217V147H216V151L214 150L215 152L213 151L214 148H212V147L210 148V147H209V149H211L212 152L215 153V154H214V153H212V152H211V153H208V152H207V151H208V148H206L207 150L204 152V150H202V149H201L202 147L200 146L199 151L202 150L203 152H201V154H199L200 157H198V156H197V155H198V154H197L198 150H197V152H196V149H195V148L198 147V145H197V147H194V146H196V145H195V143H192V142H191L192 139H190ZM193 136H192V137H193ZM206 136H207V134H206ZM36 137H37V136H36ZM81 137H82V136H81ZM121 137H123V136H121ZM124 137H125V136H124ZM126 137H127V136H126ZM128 137L133 139V137H130V136H128ZM128 137H127V138H128ZM148 137H144L145 140H148V141H149ZM155 137H156V136L154 135L153 138H155ZM158 137H159V135L156 137L157 140H159ZM196 137H197V136H196ZM198 137H197V138H198ZM218 137H217V138H218ZM228 137H229V136H228ZM235 137H236V136H235ZM250 137H251V136H250ZM255 137H256L255 139H253V137H252V138H249V139H248V142H249L250 139H252V140H250V142H251V143H254L255 140H259V139L262 138V137H260V136H259V137L255 136ZM42 138H43V137H42ZM42 138H41V139H42ZM50 138H51V137H50ZM107 138H108V137H107ZM110 138H112V137H110ZM118 138H119V136H118ZM129 138H128V141H129ZM177 138H178V137H177ZM197 138H194V141L196 140V142H197V141H198ZM204 138H205V137H204ZM206 138H205V139H206ZM229 138H231V136H230ZM45 139H47V136H46ZM45 139H44V140H45ZM119 139H120V138H119ZM136 139H137V138H136ZM189 139H190V140H189ZM199 139H200V138H199ZM233 139H234V137H233ZM233 139H232V140H233ZM243 139H244V138H243ZM243 139H241V140H243ZM34 140H35V139H34ZM39 140H40V139H39ZM74 140H75V137H74ZM125 140H126V142H127V139H125ZM125 140H124V141H125ZM152 140H153V141L151 142V144H149L148 141H147V143H148L147 145H152V143H154V146H155V142H154L155 139H152ZM200 140L203 141V142H205V141L203 140V138H201ZM213 140L217 141L218 139L216 140V138H215V139H213ZM230 140H231V139H230ZM235 140H236V139H235ZM235 140H234V142H235ZM178 141H179V140H178ZM201 141H200V142H201ZM218 141H219V140H218ZM227 141H228V140H227ZM244 141H245V143H244V146H245V145L248 144V143L246 144L247 139L245 138ZM252 141H253V142H252ZM23 142H24V141H23ZM72 142H73V140H72ZM145 142H146V141H145ZM167 142H168V141H167ZM203 142H202V143H203ZM228 142H229V141H228ZM236 142H237V145H238L239 141L236 140ZM250 142H249V143H250ZM261 142H262V144H261V146H259V148H263V149H261V150L264 151V140L261 141ZM121 143H122V142H121ZM209 143H211V142L209 141ZM209 143H207V145H209ZM225 143H226V142H225ZM229 143H230V142H229ZM255 143H256V142H255ZM130 144H131V143H130ZM142 144H143V142H142ZM165 144H164V146H165ZM197 144H199V143H197ZM213 144H214V143H213ZM219 144H220V143H219ZM235 144H236V143H235ZM240 144H241V142H240ZM24 145H25V143H24ZM35 145H36V144H35ZM157 145H156V147H157ZM166 145H168V144H166ZM215 145H216V143H215ZM227 145L229 146V145H231V143H230V144H227ZM12 146H13V145H12ZM120 146H121V145H120ZM143 146H144V145H143ZM152 146H153V145H152ZM162 146H163V145H162ZM211 146H212V144H211ZM220 146H221V145H220ZM222 146H223V145H222ZM222 146H221V148H222ZM231 146H233V144H232ZM248 146H249V144H248ZM248 146H247V147H248ZM21 147H22V145H21ZM32 147H33V146H32ZM156 147H155V148H156ZM205 147H207V146H205ZM205 147H204V148H205ZM224 147H225V145H224ZM237 147H238V146H237ZM41 148H42V144H41ZM67 148H68V147H67ZM125 148H126V145H125ZM129 148H130V147H129ZM129 148H127V149H129ZM147 148H148V147H147ZM163 148H164V149H163ZM221 148H220V149H221ZM227 148H228V147L226 146V151L228 150ZM233 148H234V146H233ZM241 148H243V146H242ZM244 148H245V147H244ZM244 148H243V149H244ZM253 148H254V149L256 148L255 150H257V146H254ZM259 148H258V149H259ZM22 149H23V148H22ZM49 149H50V148H49ZM106 149H107V148H106ZM134 149H135V148H134ZM134 149L131 150V152H133V151H134V152L137 151V152H136L137 154L140 153V152L138 153V150H134ZM150 149H151V148H150ZM200 149H201V150H200ZM220 149H218V150H220ZM230 149H231V148H230ZM243 149H241V150H243ZM248 149H249V148H248ZM15 150H16V149H15ZM30 150H31V149H30ZM34 150H35V148H34ZM69 150H71V149H69ZM91 150H92V149H91ZM145 150H146V149L144 148V153H145ZM147 150H148V149H147ZM211 150H209V152H210ZM222 150H224V153L226 154L225 148H223ZM234 150H235V151L237 150L236 152H238V151L240 150V146H239L238 149H236V145H235ZM250 150H251V147H250ZM255 150H253V151L255 152ZM259 150H260V149H259ZM36 151H37V150H36ZM235 151H234V152H235ZM257 151H258V150H257ZM85 152H86V151H85ZM115 152H116V151H115ZM127 152H129V150H128ZM127 152H126V153H127ZM141 152H142V151H141ZM219 152H220V154L223 153V151H222V152L219 151ZM219 152H218V154H219ZM251 152H252V151H251ZM251 152L249 151V154H250ZM37 153H38V152H37ZM86 153H87V152H86ZM86 153H84V154H85V159H87L86 156H89L90 154H91L90 157H92V152H91L89 155H86ZM88 153H89V150H88ZM88 153H87V154H88ZM94 153H95V152H93V154H94ZM147 153H148V152H147ZM147 153H145L144 155H146ZM198 153H200V152H198ZM202 153H203V154H202ZM224 153H223V154H224ZM246 153H247V152H246ZM260 153H261V151H260ZM25 154H26V153H25ZM28 154H29V153H28ZM38 154H39V153H38ZM96 154H97V153H96ZM98 154H99V153H98ZM122 154H123V153H121V155H122ZM208 154H209V156H210V154H213V155H211V156L209 157ZM230 154L234 155V154H236V153H231V150H230ZM255 154H256V152H255ZM261 154H262V153H261ZM18 155H19V154H18ZM18 155L15 153V154H13V156L11 155V157H12V159H14L15 161H17V159H20V156H18ZM20 155H21V154H20ZM30 155H31V154H30ZM141 155H142V154H141ZM144 155H143V158H142V159H144V158L147 159V157H148L147 155H148V154L146 155L147 157H145ZM227 155L230 156L229 153H228V151H227V154H226L225 156H227ZM232 155H231V157L233 158ZM251 155L253 156V154H251ZM256 155H258V157H259V161H261V160H260L261 158H264V155H261V158H260L258 152H257ZM83 156H84V155H83ZM118 156H120V155L118 154ZM123 156H124V154L122 155V157H123ZM215 156H216V155H215ZM220 156H221V155H220ZM228 156H227V160H226V162L228 161V159L231 160L230 157H228ZM236 156H237V154H236ZM24 157H25V156H23V158H24ZM40 157H41V156H40ZM90 157H89V159H90ZM95 157H96V155H95ZM97 157H98V156H97ZM99 157H100V156H99ZM134 157H135V156H134ZM141 157H142V156H141ZM208 157H209V158H208ZM216 157H217V156H216ZM234 157H235V156H234ZM238 157H239V156H238ZM238 157H237V158H238ZM243 157L245 158V157H248V156H247V154H246V156L244 155ZM254 157H255V156H254ZM256 157H257V156H256ZM256 157H255V158H256ZM29 158H30V157H29ZM41 158H42V157H41ZM93 158H94V157H92V159H93ZM113 158H114V157H113ZM203 158H202V159H203ZM235 158H236V157H235ZM235 158H234V159H235ZM244 158L241 160V162H243V163H244V161H243ZM249 158H250V162H251L253 159H251V157H248V159H249ZM255 158H254V160H255ZM76 159H77V158H76ZM114 159H115V158H114ZM140 159H141V158H140ZM140 159H139V160H140ZM202 159H201V161H202ZM225 159H226V157H225ZM225 159H224V160H225ZM246 159H247V158H246ZM246 159H245V160H246ZM3 160H4V159H3ZM14 160H13V161H14ZM21 160H22V158L20 159V161H21ZM43 160H44V159H43ZM49 160H50V159H49ZM147 160H148V159H147ZM203 160H204V159H203ZM214 160H215V164H216L217 160L219 161V158L217 157V159H216V158L214 157L213 160H212V158H211V162H214ZM262 160L264 161V159H262ZM83 161H84V160H83ZM116 161H117V163H118V157L116 158L115 162H116ZM127 161H128V160H127ZM131 161H132V160H131ZM148 161H149V160H148ZM155 161H156V160H154V162H155ZM220 161H221V160H220ZM239 161H240V160H239ZM247 161H248V160H247ZM140 162H141V160H140ZM221 162H222V161H221ZM224 162H225V161H224ZM232 162H233V161H231L230 163H232ZM235 162H236V165H237V164H238V161L235 160ZM235 162H234V163H235ZM241 162H240V164L238 165L239 167H241V165H244V164H242ZM253 162H255V161H253ZM253 162H251V163L254 164ZM6 163H7V162H6ZM35 163H36V161H35ZM95 163H97V162H95ZM130 163H131V162H130ZM263 163H264V162H263ZM0 164H1V163H0ZM2 164H3V163H2ZM82 164H83V162H82ZM149 164H150V162H149ZM177 164H178V165H177ZM217 164H218V162H217ZM222 164H223V163H222ZM226 164H227V163H226ZM252 164H250V165L252 166ZM91 165H92V164H91ZM167 165H166V167H167ZM211 165H212V164H211ZM223 165H224V164H223ZM234 165H235V164H234ZM248 165H249V161H248L247 166H248ZM3 166H5V165H3ZM6 166H7V164H6ZM22 166H23V165H22ZM71 166H72V165H71ZM99 166H100V165H99ZM150 166H151V165H150ZM230 166H231L230 170L232 169V172H234L235 170H233V168L236 169V167H234L233 165H230ZM230 166H229V167H230ZM95 167H96V166H95ZM101 167H102V165H101ZM101 167H100V168H101ZM164 167H165V166H164ZM166 167H165V168H166ZM169 167H171V166H169ZM169 167H168V169H169ZM172 167H171V168H172ZM239 167H238V168H239ZM243 167H244V166H243ZM245 167H246V166H245ZM245 167L243 168V171H244ZM253 167L251 168L252 170H253ZM262 167H263V166H262ZM1 168H2V166H1ZM4 168H5V167H4ZM117 168H118V167H117ZM173 168H174V167H173ZM178 168H179V167H178ZM217 168H219V167L217 166ZM217 168H216V169H217ZM221 168H223L222 165L220 166V169H221ZM246 168H248V169H247V171H248L249 168H250V166H249V167H246ZM6 169H7V168H6ZM90 169H91V167H90ZM90 169H89V170H90ZM97 169H98V168H97ZM204 169L206 170L207 174L209 173L210 175L208 174V175L206 176V175H205L206 172H204ZM224 169H223V170H224ZM18 170H19V169H18ZM150 170H151V169H150ZM225 170H224V171H225ZM240 170H242V169H240ZM245 170H246V169H245ZM263 170H264V167H263ZM263 170H262V171H263ZM72 171H73V170H72ZM143 171H144V170H142V172H143ZM146 171H147V170H146ZM171 171L173 172V170H171ZM175 171H176V170H175ZM216 171H218V173H219V169H217ZM236 171H237V169H236ZM10 172H11V170H10ZM17 172H18V171H17ZM17 172H15V173H17ZM73 172H74V171H73ZM77 172H78V171H77ZM84 172H85V170H84ZM93 172H94V170H93ZM97 172H98V171H97ZM115 172H116V171H115ZM136 172H138V171H136ZM214 172H215V171H214ZM220 172H221V170H220ZM250 172H251V170L248 171L247 173H250ZM252 172H253V171H252ZM46 173H48V172L46 171ZM49 173H50V172H49ZM57 173H58V172H57ZM149 173H150V172H149ZM151 173H152V172H151ZM215 173H217V172H215ZM258 173H259V174H258ZM4 174H5V173H4ZM18 174H19V172H18ZM24 174H25V173H24ZM44 174H45V173H44ZM63 174L67 176V175L69 174V172L67 171L66 174H65V172H64ZM79 174H80V172H79ZM89 174H91V172H90ZM122 174H123V173H122ZM168 174H169V173H168ZM168 174H166L167 177H168ZM171 174H172V176H173L175 173H174V174L171 173ZM57 175H58V174H57ZM73 175H74V173H73ZM83 175H84V174H83ZM95 175H96V174H95ZM100 175H101V174H100ZM169 175H170V174H169ZM186 175H184V176H185L184 179H186ZM263 175H264V173L262 174V176H263ZM12 176H13V175H12ZM16 176H17V175H16ZM26 176H27V175H26ZM51 176H52V175H51ZM66 176H64V178H65ZM68 176H71V175H68ZM76 176H77V173H76ZM85 176H88V175H85ZM98 176H99V173H98ZM122 176H123V175H122ZM128 176H129V175H127V177H128ZM130 176H131V175H130ZM170 176H171V175H170ZM172 176H171V177H172ZM184 176H183V177H184ZM22 177H23V176H22ZM73 177H74V176H73ZM91 177H92V176H91ZM127 177H123V178H127ZM171 177H170V178H171ZM181 177H182V176H181ZM64 178H60V180H61V179H64ZM68 178H69V180H70V178H72V177H68ZM77 178H78V182H79V184H80V181L82 180L81 175H80V178H81V179H80L78 176H77ZM97 178H98V177H97ZM123 178L120 177V181H121ZM252 178H253V179H252ZM256 178H261L262 183L257 182V181H256V180H257ZM12 179H13V177H12ZM56 179H57V177H56ZM79 179H80V181H79ZM92 179H93V178H92ZM118 179H119V178H118ZM14 180H15V179H14ZM20 180H21V179H20ZM44 180H46V179L44 178ZM47 180H48V179H47ZM163 180H164V179H163ZM166 180H167V179H166ZM178 180H179V181H182L183 184H186V182L184 183V180H182V179L180 180V178H179ZM178 180H177V181H178ZM254 180H255V181H254ZM61 181H62V180H61ZM67 181H68V179H67ZM75 181H77V180H75ZM125 181H126V180H125ZM151 181H152V184H150V187H151L150 190H154V189L156 188L155 185H156V184L158 185V184H159V181H156V184H154V182H153L152 179H151ZM169 181H170V179H169ZM171 181H172V178H171ZM171 181H170V183H169L168 185H170V184L172 185V184H173V181H174V180H173L172 182H171ZM179 181H178V182H179ZM185 181H186V180H185ZM259 181H260V179H259ZM10 182H12V181H10ZM10 182H9V183H10ZM13 182L15 183V181H13ZM21 182H23V179H22V181H20L19 183H21ZM58 182H59V180H58ZM161 182H162V186H161L162 188H161V189H163V187L165 186V184H164L165 181H164V182L161 181ZM51 183H52V182H51ZM64 183H66V179H65V182H64ZM64 183L62 182V184L65 186L66 184H64ZM82 183H83V180H82ZM96 183H97V182H96ZM175 183H177V182H175ZM7 184H8V183L6 182V185H7ZM45 184H46V181H45ZM68 184H69V183H68ZM77 184H78V183H77ZM147 184H148V183H147ZM153 184H154V188H153V186H151V185H153ZM160 184H161V183H160ZM60 185H61V184H60ZM80 185H81V184H80ZM93 185H94V184H93ZM106 185H107V184H106ZM117 185H118V184H117ZM163 185H164V186H163ZM177 185H178V184H177ZM47 186H48V185H47ZM73 186H76V184L73 185ZM82 186H83V185H82ZM104 186H105V185H104ZM122 186H123V185H122ZM125 186H126V185H125ZM166 186H167V183H166ZM172 186H173V185H172ZM180 186H182V184H181ZM180 186H177L178 189H179L178 192H180V188H179ZM7 187H8V186H7ZM59 187H60V186H59ZM105 187H106V186H105ZM105 187H103V189L101 188L102 191H103V190H104V191L102 192L101 189H100V192L105 193ZM109 187H110V185H109ZM169 187H171V186H169ZM183 187H184V186H183ZM247 187H249V188L251 189V191L249 190V192H248V193L246 194V196H245V195H243V190H245ZM49 188H50V185H49ZM49 188H47V189H49ZM75 188H76V187H75ZM118 188H119V187H118ZM148 188H149V187H148ZM167 188H168V186H167ZM174 188H175V187H174ZM174 188H173V189H174ZM185 188H186V187H185ZM238 188H239V190H238ZM53 189H54V188H53ZM57 189H58V187H57ZM60 189H63V188L60 187ZM68 189H69V188H68ZM73 189H74V187H73ZM81 189H82V188H81ZM110 189H111V188H110ZM110 189H109V191H110ZM124 189H125V188H124ZM161 189H159V187H158V190H156V194L158 193V191L161 192V191H162ZM165 189H166V188H165ZM169 189H170V188H169ZM169 189H168V190H169ZM171 189H172V188H171ZM171 189H170V191L173 190V189H172V190H171ZM182 189L184 190V188H182ZM0 190H1V189H0ZM150 190H149V191H150ZM174 190H176V192H177V188H175ZM174 190H173V192H174ZM61 191H62V190H61ZM82 191H84V190H82ZM86 191H87V190H86ZM147 191H148V190H147ZM166 191H167V190H166ZM184 191H185V190H184ZM39 192H41V191H39ZM51 192H52V191H51ZM51 192H50L51 196H52V194H53V198L55 199V197H56V196H54L55 194H54L53 192H52V193H51ZM87 192H88V191H87ZM87 192H86V193H87ZM91 192H92V191L90 190V193L88 192V194H84V196L87 197L86 195H89L88 197L91 198V196H90V195H91ZM151 192H152V191H151ZM151 192H150V196H151ZM153 192L155 193V190H154ZM178 192H177V193H178ZM44 193H45V192H44ZM44 193H43V194H44ZM46 193H47V192H46ZM65 193H66V192H65ZM96 193L99 194V191H97V192H95V193H92V194L95 195ZM108 193H109V192H108ZM154 193H152V194H154ZM28 194H29V192H28ZM30 194H31V195H34V197H36V194H38V193H36V194H34V193H33V194L30 193ZM30 194H29V195H30ZM98 194H96V195H98ZM106 194H107V193H106ZM143 194H145V193H142V196H139L140 198L142 197V201H143ZM171 194H172V193H171ZM171 194H170V195H171ZM178 194H179V193H178ZM66 195H67V194H66ZM72 195H73V194H72ZM96 195H95V196H96ZM161 195H162V194H160V196H161ZM0 196H1V195H0ZM5 196L7 197V194H6ZM40 196H41V195H39V197H40ZM47 196H48L47 198H50L49 195H47ZM68 196H69V195H68ZM70 196H71V195H70ZM95 196H94V197H95ZM101 196H102V194L99 195V199L101 198ZM110 196H111V195H110ZM112 196H113V195H112ZM112 196H111V197H112ZM145 196H146V198L148 197V195H145ZM158 196H159V193H158ZM172 196H173V195H172ZM174 196H175V193H174ZM6 197H5V198H6ZM11 197H13V196L11 195ZM11 197H10V198H11ZM22 197H23V196H22ZM34 197L32 196V201H33V202H34ZM39 197H38V199H39ZM45 197H46V195H45ZM58 197H59V196H58ZM62 197H64V196H62ZM62 197H61V198H62ZM73 197H76V196L73 195ZM81 197H82V196H81ZM81 197H80V199L83 198V197H82V198H81ZM88 197H87V198H88ZM97 197H98V196H96V199H97ZM113 197L115 198L114 200H116V196H115V194H114ZM130 197H131V196H130ZM130 197H129V200L127 201L128 203H130ZM132 197H133V196H132ZM139 197H138V199H139ZM163 197H164V194H163ZM177 197H178V198H177ZM1 198H2V197H1ZM17 198H18V197H17ZM23 198H24V197H23ZM25 198H27V196H25ZM40 198H41V197H40ZM51 198H52V197H51ZM53 198H52V199H53ZM59 198H60V197H59ZM59 198H58V199H59ZM68 198H69V197H68ZM68 198H66L65 200H67ZM102 198H103V196H102ZM118 198H119V197H118ZM152 198H153V197H152ZM15 199H16V198H15ZM19 199H20V201H21V197H19ZM54 199H53V200H54ZM58 199H57V200H58ZM62 199H63V198H62ZM78 199H79V196H78ZM78 199H77V200H78ZM80 199L78 200V203H79V204H80L79 201H81ZM94 199H95V198H94ZM111 199L113 200V198H111ZM127 199H128V198H127ZM127 199H126V200H127ZM134 199H135V201H136V197H133V199H131V200L134 201ZM148 199H149V198H148ZM148 199H147V200H148ZM154 199H155V202H156V201H157L156 196H155ZM158 199L161 201V198H158ZM7 200H8V198H7L5 201L7 202ZM11 200L14 201V202H11V203H13L12 206L7 208L6 205H5V208H7V210H6V215L3 216L2 218H0V225L7 226V227L12 226V227L10 228L11 230H8V231H6L4 234L0 235V260H1V258H2V260H3V258L8 259L9 257H11V255H12L13 258H14L15 253H17V255L20 256L19 253L22 251V248H24L25 246H27V247L29 248V247L34 243V242H31V241H30V242H27V241H21V240L19 239V238H21V237H24V236H35V237H40V236H41V237H46V238H49V240L47 239V241H46L47 244H48L49 241L52 242V241L54 240V238L57 237L56 235H59V236H60V235H61L60 233H62V232H64V235H65V229H66V230H69V229H67L69 226H68V224H66V223H67L69 220L72 219V216H71V215H67L66 217H63V219H62V217L59 216L61 219L58 220V221H54V222H56V223H51V225H49V226H47V224H46L47 221H46L45 224H46L47 227H44V228H42V224H43V222H42V223H40V224H41V227L38 226V227H35L36 229H35L34 231L32 230L33 233L27 232L26 229H21V230H20L21 227H19V228H15V227H14V224L18 223V225H20V224L22 225V223H24L25 220H24V216L22 215V213H21V212L19 211V209H18V208H19V203H16L18 199H17L16 202H15V200L11 198L10 200H8L7 203H9V201H11ZM25 200H26V199H25ZM27 200H28V199H27ZM30 200H31V199H30ZM35 200H37V199L35 198ZM42 200L44 201L43 198H42ZM55 200H56V199H55ZM55 200H54V201H55ZM65 200H63L64 203H65ZM83 200H84V199H83ZM89 200H90V199H89ZM91 200H92V199H91ZM112 200H111V201H112ZM114 200H113L112 202H115ZM126 200H125V202H126ZM140 200H141V199H140ZM140 200H139V201H140ZM147 200H146V201H147ZM162 200H163V198H162ZM3 201H4V200L2 199V202H3ZM18 201H19V200H18ZM22 201H23V200H22ZM28 201H29V200H28ZM28 201H27V203H30V202H28ZM43 201H42V202H43ZM68 201H69V200H67V202H68ZM72 201H73V200H72ZM107 201H109V200H107ZM111 201H110V203H111ZM133 201H132V202H133ZM160 201H159V202H160ZM38 202H39V201H38ZM45 202H46V201H45ZM52 202H53V201H51V203H52ZM75 202H77V201H75ZM85 202H86V198H85ZM85 202H84V204H86ZM88 202H89V201H88ZM88 202H87V206L89 205ZM144 202H145V201H144ZM150 202H151V201H150ZM157 202H158V201H157ZM193 202H197L196 206H195V203H194V205H193ZM3 203H4V204H7V203H5V202H3ZM20 203H21V202H20ZM22 203H23V202H22ZM24 203H25V202H24ZM53 203H54V202H53ZM69 203H70V201H69ZM69 203H68V205H69ZM101 203H104V205L102 204V206L99 205V206L101 207V209H102V208L106 205V204H105L106 202H101ZM121 203H122V202H120V204H121ZM128 203H127V204H128ZM0 204H2V203L0 202ZM25 204H26V203H25ZM45 204H46V203H45ZM54 204L56 205V203H54ZM113 204H114V203H113ZM115 204H118V203L115 202ZM120 204H119V206H117V207H121ZM123 204H124V203H122L121 205H123ZM198 204H199V205H198ZM30 205H31V204H30ZM47 205H48V204H47ZM47 205H46V206H47ZM59 205H60V204H59ZM59 205H58V209H59ZM64 205H66V204H64ZM74 205H75V204H74ZM80 205H81V204H80ZM82 205H83V204H82ZM109 205H110V204H109ZM124 205H125V204H124ZM124 205H123V206H124ZM132 205H133V203H132ZM135 205H136V204L134 203V206H135ZM139 205H141V201H140ZM160 205H161V203H160ZM2 206H3V205H2ZM20 206H21V209H22V205H20ZM27 206H29V205H27ZM37 206H39V203H37ZM44 206H45V205H44ZM78 206H79V205H78ZM114 206H115V211L117 212L118 209L116 208V205H114ZM127 206H129V205H126L125 207H127ZM144 206H145V205H144ZM155 206H157V205H155ZM192 206H193V208H192ZM34 207H35V206H34ZM40 207H41V206H40ZM42 207H43V205H42ZM42 207H41V209H42ZM47 207H48V206H47ZM65 207H67V206H65ZM65 207H64V208H65ZM69 207H70V206H69ZM97 207H98V206H97ZM105 207H106V206H105ZM111 207H112V203H111V205H110L108 208H111ZM139 207H140V206H139ZM1 208H2V207H1ZM1 208H0V209H1ZM61 208H62V206H61ZM74 208H75V207H74ZM80 208H82V206H81V207H78L77 210L80 209ZM86 208H87V207H86ZM108 208H107V209H108ZM127 208H128V207H127ZM131 208L135 209L134 207H131ZM143 208H144V207H143ZM146 208H147V206H146ZM190 208H191V209H190ZM51 209H52V208H51V205H50V211H54V210H51ZM54 209H55V212H56V213H55V212H54V213L57 214L56 208H54ZM72 209H73V208H72ZM82 209H83V208H82ZM95 209H97V208H95ZM120 209H121V208H120ZM123 209L126 210L124 207H123ZM133 209H132V210H133ZM140 209H141V207H140ZM37 210H38V208H37ZM66 210H67V209H66ZM74 210H75L74 212L77 213L76 209H74ZM103 210H104V209H102V211H103ZM112 210H113V208H112ZM151 210H152V208H151ZM29 211H30V209H29ZM38 211H39V210H38ZM44 211H45V207H44ZM72 211H73V210H72ZM121 211H122V210H120V212H121ZM133 211H134V210H133ZM257 211H258V210H257ZM0 212H1V211H0ZM40 212H41V211H40ZM45 212H46V211H45ZM45 212H44V213H45ZM60 212H62V211H60ZM64 212H65V210H64ZM70 212H71V211L69 210L68 213L70 214ZM80 212H81V211H80ZM109 212H110V211H109ZM120 212H119V214H120ZM123 212H124V211H123ZM123 212H122V213H123ZM125 212H126V211H125ZM130 212H131V211H130ZM135 212H136V209H135V211H134V214H135ZM72 213H73V212H72ZM105 213L107 214V212H105ZM111 213L113 214L114 212L111 211L110 214H111ZM126 213L128 214V216L126 215L127 217H130V219L133 218L134 215L131 216L132 213H131V214L128 213V212H126ZM186 213H187V212H186ZM262 213L264 214V210H263ZM29 214H31V213H29ZM37 214H38V213H37ZM45 214H46V213H45ZM47 214H49V213L47 212ZM61 214H63V213H61ZM106 214H102V215L105 216ZM108 214H109V213H108ZM110 214L108 215L109 217L112 215V214H111V215H110ZM123 214H124V213H123ZM123 214H122V215H123ZM129 214H130V216H129ZM137 214L139 215V218L142 219V216H143V218H144V215H145V214H144V215H141V216H140V213H137ZM206 214H207V215H206ZM259 214H260V213H259ZM49 215H50V219H51V216H52L51 213H50ZM95 215H97V214H95ZM114 215H115V213H114ZM114 215H112V217H113ZM204 215H206V216H204ZM27 216H28V215H27ZM63 216H65V213H64ZM73 216H74V215H73ZM76 216H77V214H76ZM90 216H91V215H90ZM93 216H94V215H93ZM97 216H98V215H97ZM104 216H99V217H100L101 220H102V219H103L102 217H104ZM108 216H107V217H108ZM117 216H118V214H117ZM124 216H125V214H124ZM124 216H121V214H120L119 217H121V220H123V218L126 219V217H124ZM151 216H152V215H151ZM47 217H48V216H47ZM47 217H46V218H47ZM55 217L57 218L56 215H55L54 217H52V218L54 219ZM99 217H98V218L96 217V220L99 219V223H97V224L100 225V227H98V228L101 229V227L104 226V225L101 226V224H102L103 222L100 221V218H99ZM112 217H110V218H112ZM115 217H116V216H115ZM115 217H114V219H115ZM122 217H123V218H122ZM135 217H136V216H135ZM181 217H182V215H181ZM188 217H189V216H188ZM32 218H33V217H32ZM38 218H39V217H38ZM40 218H42L41 215H40ZM84 218H85V217H84ZM92 218H93V217H92ZM110 218H108V220L111 221L113 218H112V219H110ZM146 218H147V217H146ZM146 218H145V219H146ZM263 218H264V215H263ZM81 219H82V218H81ZM114 219H113V220H114ZM177 219H178V218H177ZM177 219H176V221H177ZM185 219H186V218H185ZM31 220H33V219H31ZM55 220H57V219H55ZM85 220H86V219H85ZM89 220H90V219H89ZM91 220H93V219H91ZM96 220H95V221H96ZM104 220H105V218H104ZM108 220H107V223H108ZM121 220L119 219V223H120ZM132 220H133V219H132ZM142 220H143V219H142ZM179 220H180V219H179ZM261 220H262V219H261ZM33 221H34V220H33ZM41 221H42V220H41ZM115 221H116V219H115ZM126 221H128V220H126ZM144 221H146V220H144ZM205 221H210L211 225H213V224H217V225H219V226H215V225H214L213 228H211V229H209L208 231L205 232V231H203V230H200V229L202 228V226H203L202 223H204ZM263 221H264V219H263ZM26 222H28V221L26 220ZM37 222H39V221H37ZM49 222H50V221H49ZM80 222H81V221H80ZM91 222H92V221H90V224H91ZM111 222H112V221H111ZM116 222H117V221H116ZM116 222H113L114 224L111 223V225L109 226V229H106L107 227H106V228H105V227H102V229H106V230H104V231H106V232L108 233L107 235H109V234L112 235V234H111L112 232L110 233V232L108 231V230H110V229L112 230V228H114L116 232H117L118 230H120V228H118V227H120L121 225H119V223H116ZM123 222H125V221L123 220ZM123 222H121V223L123 224ZM177 222H178V221H177ZM252 222H253V221H252ZM31 223H32V221H31ZM95 223H96V222H95ZM95 223H93V225H95V227H96L97 224H95ZM121 223H120V224H121ZM130 223H131V222H130ZM130 223H129V225H130V227H131L132 224H130ZM133 223H134V221H133ZM142 223H143V222H142ZM144 223H145V222H144ZM242 223H243V222H242ZM37 224H38V223H35V225H37ZM86 224L88 225L87 222L85 223V225H84V224H83V225L86 227V226H87ZM90 224H89V225H90ZM115 224H117V226H116ZM124 224H125V223H124ZM124 224H123V225H124ZM127 224H128V223H127ZM172 224H173V222H172ZM78 225H79V224H78ZM80 225H81V223H80ZM108 225H109V223H108ZM118 225H119V226H118ZM125 225H126V224H125ZM125 225H124V227H125ZM134 225H135V224H134ZM134 225H133L132 227H134ZM136 225H137V224H136ZM136 225H135V226H136ZM141 225H142V224H141ZM141 225L139 224V228H138L139 230H140ZM177 225H178V224H177ZM223 225H224V227H223ZM235 225H236V224H235ZM32 226H34V225H32ZM32 226H31V227H32ZM72 226H74V225H72ZM147 226H148V224H147ZM149 226H148V228H149ZM233 226H234V225H233ZM17 227H18V226H17ZM88 227H89V226H88ZM93 227H94V226H93ZM124 227L122 226V228H124ZM137 227H138V226H137ZM5 228H6V227H5ZM14 228H15V229H14ZM24 228H25V227H24ZM98 228H95V230H96V232L99 231V232H98V234H99V233H100V229H98ZM141 228H142V230H144L143 227H141ZM242 228H245V227H241L240 229H242ZM251 228H252L254 231L256 230L257 232H254L255 234H254V233H251V235L248 234V235H244V236H239V237H240V238H239L240 241L244 240V241L250 243V244L248 245V248H249L250 252L252 251L251 247H252V248H253V247L255 248V246H258L259 248H260V247H261V248L264 247V223H263V225H262V222H261V224H253V225L251 226ZM89 229L91 230V228H89ZM93 229H94V228H93ZM93 229H92V230H93ZM97 229H98V231H97ZM116 229H118V230H116ZM125 229H126V228H125ZM134 229H136V228H134ZM138 229H137V230H138ZM150 229H151V228H150ZM153 229H154V227H153ZM70 230H72V229H70ZM90 230H89V231H90ZM92 230H91V231H92ZM123 230H124V229H123ZM145 230L147 231V229H145ZM75 231H76V230H75ZM83 231H84V230H83ZM83 231L80 233L79 236H81V235L84 233ZM102 231H103V230H102ZM102 231H101V233H102L104 236H102L101 233H100V235H101L102 237H107L106 234L104 233V231H103V232H102ZM120 231H121V230H120ZM140 231H141V230H140ZM140 231H139V232H140ZM72 232H74V231H72ZM85 232H86V231H85ZM126 232H127V231L124 230L123 233L125 234ZM139 232H138V233H139ZM142 232H143V231H142ZM147 232H149V229H148ZM147 232H146V233H147ZM204 232H205V233H204ZM68 233H69V232H68ZM68 233H66V235H68ZM70 233H71V232H70ZM70 233H69V236H70V238H71ZM86 233H87V232H86ZM90 233H91V232H90ZM92 233H93V235H94L95 232L92 231ZM92 233L90 234V237H91ZM117 233H118V232H117ZM120 233H121L122 236H124V234H122V232H120ZM73 234H74V233H73ZM113 234H114V233H113ZM142 234H144V235H143V237H144V236H145V231H144V233H142ZM125 235H126V234H125ZM149 235H150V233H149ZM173 235H174V234H173ZM224 235H225V236H224ZM59 236H58V238H59ZM61 236H63V233H62ZM74 236H76V235H74ZM74 236H73V237H74ZM86 236H87V235H86ZM88 236H89V235H88ZM94 236H95V239L98 238V235H97V237H96V235H94ZM137 236H138V235H137ZM146 236H147V234H146ZM73 237H72V238H73ZM81 237H83L82 239H84V238H85L84 234H83V236H81ZM92 237H93V236H92ZM125 237H126V236H125ZM191 237H190V238H191ZM64 238H65V237H63L62 239H64ZM75 238H76V237H75ZM77 238H78V237H77ZM77 238L75 239V241H76V240L78 241ZM122 238H124V237H122ZM202 238H200L199 240H201ZM216 238H217V237H216ZM40 239H41V238H40ZM52 239H53V240H52ZM59 239H60V238H59ZM79 239H80V237H79ZM86 239H87V237H86ZM100 239H101V238H99V240H100ZM111 239H113L114 242H117V244H119L120 241H121V240L116 241L117 239L115 240V238H113V237H112ZM120 239H121V238H120ZM133 239H134V240H131V241H134L135 243H134V242H132V243H134L135 245H136V242L138 243V242L140 241V240H137V238H136V239L133 238ZM178 239H176V240H178ZM209 239H210V238H209ZM66 240H68V239L66 238ZM69 240H70V243L72 242L73 246H74L75 244H77L76 242L73 243L74 238H73L72 241H71V239H69ZM84 240H85V239H84ZM84 240H83V241H84ZM89 240H90V239H89ZM91 240H92V239H91ZM113 240L111 241L112 245H113V243H114ZM125 240H127V239L125 238ZM135 240H136V241H135ZM169 240H170V239H169ZM206 240H207V239H206ZM206 240H205V241H206ZM225 240H224V242H225ZM81 241H82V240H81ZM103 241H104V240H103ZM103 241H102V242H103ZM109 241H110V240H109ZM131 241H130V243H127V242H126L127 244H129L130 247H127L128 245H127L126 243H125L126 246L122 243V242H125L124 240H122L121 243L123 244V246H124L125 248H122L121 243L119 244L120 246L117 245V246H119V247L122 248V249H120V248L118 247V248L121 250V252L123 253L122 256H121V254H119V253H120L119 249H118V251H116V252H114L115 250L113 249L112 251H113L114 253L111 252V251H109V250H108V247L110 248L112 245H111V243H110V246H107V245H106V244H107V241L105 242V245L102 244V246L104 245L105 247H106V246H107V247H106V248H105V247H101V248L106 249V250L108 251V253H105V252H107V251H105L104 249H102V250H104L103 252H102V250H100V246H101V245H98L99 250H98V247H97V249H95V250H98L99 252L101 251V253H102V254L100 253L101 256L104 255L103 253H105V255L107 254V256H106L107 258H108V255L111 254V253H113V256H114V257H115V256H119V257H115V258H113V256H111V255H112V254H111V255H109V258H110V262L112 261L113 264H114V262H115L116 264H120V263H124L126 260H130V261H131V260L133 259V256H128V250H127V249H129V248L132 249V247L135 246V245L132 246ZM232 241H231V242H232ZM42 242H43V241H42ZM42 242H41V243H42ZM46 242H45V243H46ZM59 242H60V241H59ZM66 242H67V241H66ZM66 242L64 241L63 243H61V242L58 243V244H61V245H59L57 248L55 247V248H56V252H54V250H51V251H53L54 253H51V254H50V253H48V252H44L45 254L48 253V255L46 256V259H45V260H43V259L45 258V256H44V255H41V253H43V251L41 250V247H42V246H40L39 249H40V251H42L41 253H40V252L38 253L40 256H42V257H39V258H42V260L39 259L40 262H38V260H35V255H36V252H37V251H36V248H37V247L34 245V246H35L34 250H35L36 252H35V255H34L33 259H34V261H37V262H34L33 264H35V263H36V264H38V263H42V264H52V263H51L52 261H55V260H56V262H58V261L64 260L65 257H66V258L68 257V255H74V252H73L72 250H75V251L77 252V254H76V252H75V255H77V256L79 257V256H80V255H78V250H79V248H78V247H71L72 244L69 245V243H68V245H66ZM68 242H69V241H68ZM78 242H80V240H79ZM95 242H96V241H95ZM118 242H119V243H118ZM177 242H181V241H177ZM177 242H176V244H175V242H173V243L171 242L172 244L169 243L170 246H169V244H168L169 248H168V246L166 247V249H167V251L169 252V254L172 255V256L167 255V256L169 257V259H171V257H172V258H174L175 261L181 262V263H183V264H202V263H203V264H210V263H212L214 260H216L215 258L217 257V255H216L215 258H213V259H212V257H210V259H208V260H206V261L200 263V261H197V260H195L194 258H192V257H191L186 251H182L183 248H182V250L179 251V245H182L183 243H185V242H186L185 240L182 241L183 243H182V242H181V243H178L179 245L177 244ZM187 242H188V241H187ZM220 242H221V240H220ZM52 243H53V245L56 244V243H57V240H56V243H54V242H52ZM64 243H65L66 246H68V247H67L68 249H67V248L65 249L64 247L62 248V246H63ZM84 243L86 244V242H84ZM84 243H83V244H84ZM99 243H100V242H99ZM78 244H79V243H78ZM88 244H89V242H87V245H88ZM100 244H101V243H100ZM108 244H109V243H108ZM114 244H115V243H114ZM130 244H131V245H130ZM155 244H156V243H155ZM223 244H224V243H223ZM223 244H222V245H223ZM238 244H240V243H238ZM79 245H80V244H79ZM153 245H154V243H153ZM166 245H167V244H166ZM187 245H188V243H187ZM43 246L45 247V244H44ZM49 246L52 247V245H49ZM75 246H76V245H75ZM77 246H78V245H77ZM90 246H92V245H90ZM94 246H95V245H94ZM113 246H114V245H113ZM131 246H132V247H131ZM150 246H151V245H150ZM177 246H178V247H177ZM231 246H232V245H231ZM46 247H48V245H46ZM46 247H45V248H46ZM81 247H82V244H81ZM81 247H80V250H81ZM83 247L86 248V246H83ZM126 247H127V248H126ZM181 247H182V246H180V248H181ZM183 247H184V244H183ZM244 247H245V245H244ZM258 247L256 248L257 250H258ZM76 248H78V249H76ZM95 248H96V246H95ZM112 248H113V247H111L110 249H112ZM114 248H115V247H114ZM184 248H185V247H184ZM240 248L243 249L242 246L239 247V250H240ZM29 249L31 250V247H30ZM29 249H28V252H30ZM32 249H33V247H32ZM52 249H53V248H52ZM64 249H65V250H64ZM92 249H93V247H92ZM125 249H126L127 251H125ZM158 249H160V248H157V249H156L157 253H158L159 251H160L161 253H164V250H163V252L161 251V250L163 249V246H162L161 250L158 251ZM226 249H228L227 246H226ZM229 249H230V248H229ZM229 249H228V252H229ZM245 249H246V248H245ZM245 249H244V250H245ZM24 250H27V249L25 248ZM66 250H68V251H66ZM80 250H79V251H80ZM123 250H124V251H123ZM143 250H144V249H143ZM249 250H248V252H249ZM46 251H48V250H46ZM71 251L73 252V254L71 253ZM86 251H87V250H85V252H86ZM131 251H132V250H130V252H131ZM137 251H138V250H137ZM189 251H190V250H189ZM240 251H243V250H240ZM258 251H259V250H258ZM80 252H81V251H80ZM87 252H88V251H87ZM95 252H96V251H94L93 253L95 254ZM110 252H111V253H110ZM117 252H118L119 255L116 254ZM124 252H127V253H125V254H127V256L124 254ZM141 252H142V251H141ZM160 252H159V253H160ZM226 252H227V250H226ZM226 252H225V254H226ZM237 252H238V251H237ZM245 252H246V256H247V250H245ZM22 253H23V252H22ZM22 253H21V255H22ZM70 253H71V254H70ZM90 253H91V251H90ZM151 253H152V252H151ZM157 253H156V254H157ZM159 253H158L157 255H159ZM255 253H256V251H255ZM24 254H25V253H24ZM80 254H81V253H80ZM84 254H85V253H84ZM114 254H115V255H114ZM144 254L146 255V253H144ZM144 254H143V255H144ZM164 254H165V253H164ZM164 254H163V256H166V254H165V255H164ZM167 254H168V253H167ZM90 255L93 256V258H92V257H90V258H92V259H94V257L96 258V256H94L92 253H91ZM96 255H97V254H96ZM141 255H142V254H141ZM145 255H144V257H145ZM151 255H152V256H151ZM151 255H149V257L147 258L148 261H149V260L151 261V260L153 259V256H154V258H155V256H157V255H154V253L151 254ZM207 255H208V254H207ZM226 255H227V254H226ZM231 255H232V254H231ZM240 255H242L241 252H240ZM244 255H245V254H244ZM249 255H250V254H249ZM15 256H16V255H15ZM43 256H44V257H43ZM82 256H83V255H82ZM85 256H86V255H85ZM85 256H84V257H85ZM98 256H99V255H98ZM161 256H162V255L160 254V256H158V257H161ZM228 256H229V258L231 257L229 254H228ZM246 256H244V257H246ZM253 256H254V255H253ZM23 257L26 258L25 255H24ZM80 257H81V256H80ZM104 257H105V256H104ZM104 257H103V256H102V257H99V259H100V258L105 259L106 257H105V258H104ZM111 257H112V258H111ZM136 257H137V256H136ZM151 257H152V258H151ZM158 257H157V258H158ZM220 257H222V256H220ZM220 257H219V258H220ZM233 257H234V256H233ZM240 257H241V256H240ZM15 258H16V257H15ZM15 258H14V259H15ZM25 258H24V259H25ZM68 258H69V257H68ZM73 258L76 259V256H74ZM90 258H88L89 260H88V259H87V260L90 261V262H92ZM107 258H106L105 260H103V262L105 261L106 264L108 263V262H107V261H108ZM149 258H150V259H149ZM10 259H11V258H9V260H10ZM24 259H22V260H24ZM31 259H32V258H31ZM71 259H72V258H71ZM96 259H97V258H96ZM96 259H94V260H96ZM145 259H146V258L143 259V260L145 261L144 264H147V263H146V260H147V259H146V260H145ZM159 259H160V258H159ZM222 259H223V258H222ZM15 260H17V259H15ZM69 260H70V259H69ZM79 260H80V259H79ZM87 260L84 258L83 261H86V263L89 264V262H88ZM134 260H136V259H134ZM140 260H141V259H140ZM153 260H155V259H153ZM153 260H152V262H153ZM163 260H164V259H163ZM19 261H20V260H19ZM19 261H18V262H19ZM71 261H72V260H70L69 263H70ZM97 261H98V260H97ZM97 261H96V262H97ZM99 261H101V260H99ZM99 261H98L97 263H96V262L93 263V262H94V261H93L92 263H93V264H99ZM158 261H160V260H158ZM172 261H173V260H172ZM175 261H174V262H175ZM224 261H226L225 258H224ZM21 262H22V261H21ZM105 262H104L103 264H105ZM110 262H109V263H110ZM133 262H135V261H133ZM133 262H132V263H133ZM137 262H138V261H137ZM152 262H151V263H152ZM245 262H247L246 264H263V262H264V250H263L262 253H261V251H260V254H258V256H256V257H252V258H248V259H245V258H242V257H241V259L238 258V261L235 259V260H234V263H233V261H232L233 264H244ZM29 263H31V261H29ZM53 263H54V262H53ZM64 263H66V261H65ZM92 263H90V264H92ZM130 263H131V262H130ZM132 263H131V264H132ZM159 263H161V261H160ZM57 264H58V263H57ZM70 264H71V263H70ZM77 264H78V263H77ZM82 264H83V262H82ZM84 264H85V262H84ZM127 264H128V263H127ZM152 264H154V262H153ZM163 264H164V263H163ZM169 264H170V263H169ZM221 264H222V263H221ZM223 264H224V262H223Z\"/></svg>", "mask_w": 264, "mask_h": 264}]
</instances>
